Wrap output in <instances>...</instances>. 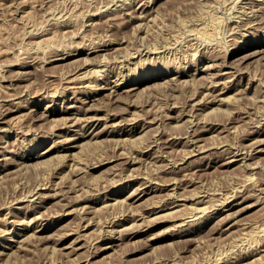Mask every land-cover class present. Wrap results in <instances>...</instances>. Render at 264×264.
Here are the masks:
<instances>
[{
	"label": "rangeland",
	"instance_id": "374dc122",
	"mask_svg": "<svg viewBox=\"0 0 264 264\" xmlns=\"http://www.w3.org/2000/svg\"><path fill=\"white\" fill-rule=\"evenodd\" d=\"M115 1H116V3H118L117 6L120 4L118 7H116ZM122 1H124V2H122ZM128 1L132 4H130ZM144 1H146V2L144 3ZM144 1L143 0H139V1L138 0H133V1L127 0V2H126V0H0V73H1L0 75L3 74V76H4V78H3V76H0V80H1V78H3V80H1V82H0L1 83L0 86L2 85L0 87V102L2 104L0 103V105H1V107L11 109L12 111L16 110L17 107H19L18 112H15V114H13L14 118L12 119L10 126L3 128L2 127L3 125L0 124V154H1L0 155V251L3 250L5 252H7L5 250L6 247L10 246V244L13 245L11 252L8 251L7 255H0V264H77V261H78V264H86V263L87 264H168V263L169 264H171V263H173V264H212L214 262H215L214 264H225V262H227L226 264H228V263L229 264H240V263L252 264L255 259H257V260H255L256 263L254 262L253 264H264V243L262 244V242H264V237H263L264 233L262 232V231H264V228H263L264 227V196H263L264 192H261L262 190L264 191V149H263V151H260V149L264 148V143L261 144L259 147H257L258 150L252 152L254 157L252 159H250L248 162H245V163H247V167H246L245 163H243V165H242V162L235 164L234 166H232V168L227 167V166H222V164L224 162H226L224 155L226 156L227 152L229 153L230 150H234V149H238V148L239 149L249 148L248 145L244 146V147H243V145H246L247 143L249 144L250 135L255 130H263L264 129V122H263L264 121V100H263L264 99L263 98L264 97V84H263L264 83V59L261 58L264 55V51H263L264 46L259 48V46L256 45V43H258L259 41H261L262 45L264 44V32H263V30H264V20L263 19L264 18H262V17H264L263 16L264 14H262L260 12H250L251 9L249 7L251 5H249V4H251L252 1H256V0H249L250 3L246 2L248 0H245V1L244 0H241V1L238 0V2L235 0H229V2H228V0H226V1L225 0L224 1L223 0H221V1L220 0L219 1L218 0H212L213 2L210 1V4L207 3V2H209V0H188L191 2L193 1V3H191V2L188 3L187 0H185V1H182V0L181 1L180 0L179 1H177V0H166V1L153 0V1H151L150 0V2H149V0H144ZM216 1H218V2H216ZM232 1H234V2H232ZM242 1H243V3H242ZM184 2H186L187 5H185ZM142 3L144 4V6L140 8V5H142ZM213 3H215V4L217 3L218 7H217V4L215 5ZM245 3H246V5H245ZM223 4L225 7L223 6ZM108 5H109V7H108ZM162 5H164V6L161 7ZM212 5H214V7ZM220 5L222 6L221 8H220ZM231 5L237 6L238 10L236 9L235 6H231ZM74 6H76V7H74ZM122 6L125 8H123ZM206 6H207V8L209 7V9H207ZM229 6L231 8H229ZM245 6H247L248 8ZM227 7H228V9H227ZM74 8H76V9H74ZM99 9H101V10H99ZM203 9L204 10L207 9L208 12L207 11L205 12ZM210 9L211 10L213 9L215 11L212 12ZM223 9H225L224 12H223ZM231 9H232V11H231ZM228 10L230 12H228ZM248 10H249V12H248ZM124 11L125 12L127 11L126 14ZM242 12H244V13H242ZM211 13H212V15H211ZM223 13H226L227 15L223 14ZM238 13H240V14H238ZM251 13H253L254 15H256V14L257 15L253 16V14L251 15ZM219 14H220V16H219ZM233 14H236L237 17H236V15H233ZM64 15H67V16L70 15L71 17L68 16V17H70V19H69ZM95 15L97 16V18ZM141 15L142 16L145 15V16L142 17ZM230 15H232V16H230ZM61 16H62V18L63 17L64 18L61 19ZM134 16H136V17H134ZM138 16L139 17L141 16V18H139ZM202 16H205L206 18L202 17ZM207 16H209V17H207ZM213 16H214V19L212 18ZM242 16L243 17L245 16V17L242 18ZM57 17H58V19H57ZM72 17L74 19H71ZM230 17H232L231 18L232 20L229 19ZM131 18H132V20H131ZM153 18H154V20H152ZM206 19L208 20L209 24L207 23ZM236 19H238V20H236ZM253 19L257 22H258V20H260L261 22L263 21L262 24H258L256 22V24H258V25H256L258 27L257 28L258 30L255 28L252 29L250 27H247L250 23H253V21H254ZM93 20L95 22L94 26H92L93 25L92 23H94ZM146 20L148 21L149 24L147 23ZM219 20L224 22V23L220 22ZM68 21H69V23H71V22L73 23V21H74V23L73 24L71 23L72 24L71 25L68 23ZM110 21H112V23ZM217 21H218V23H217ZM243 21H244V23H243ZM260 21H259V23H260ZM64 22H66V24H68V25H65ZM141 22H143V23H141ZM194 22H196V23H194ZM200 22H201V24H200ZM96 23H98V24H96ZM156 23H157V26L155 25ZM216 23H217V27H216ZM220 23H221L220 27L223 29H218V28H220L219 27ZM240 23H241V25H240ZM247 23H249V24H247ZM222 24H223V27H222ZM231 24H233V25L236 24V26L234 27ZM152 25H154L155 27L154 26L152 27ZM229 25H230V27H229ZM141 26L143 29H141ZM148 26H150V27H148ZM167 26H169V27H167ZM138 27H140V28H138ZM145 27H146V29H145ZM147 27H148V29H147ZM192 27H193V29H191ZM203 27H205V28H203ZM213 27L215 29L216 28L217 29L215 30V29H213ZM225 27L226 28L228 27L227 28L228 30ZM136 28H138L139 30ZM194 28H197L198 30L200 29L199 30L200 32ZM208 28H210V29H208ZM211 28H212V30H211ZM172 29L176 30L177 32L175 31V33H178V34H174V31ZM182 29H183L184 34L182 32ZM205 29L206 30L208 29L207 30L208 32L204 31ZM229 29H230V31H229ZM246 29H248V31ZM145 30H147V32H149V36H148V33L145 32ZM214 30H215V33H214ZM219 30H221V32ZM254 30H256V31H254ZM192 31H194L197 34H195ZM216 31H218V32H216ZM228 31L230 33H228ZM243 31L245 33L246 32L247 33L243 34ZM249 31H251V33ZM29 32H30V35L28 34ZM161 32H163V34L167 35V36H163V34ZM167 32H168V34H167ZM203 32H204V35H203ZM211 32H213V33H211ZM191 33H193V34H191ZM205 33L207 36L205 35ZM209 33H210V35H212V34H215V35H212V37H211L209 35ZM217 33H218V35H217ZM233 33H234V35H233ZM136 34L138 36H136ZM144 34H146V36ZM172 34L178 40L180 39V40H184V41L182 42L179 40V42H176L177 39L173 38L174 36ZM94 35H96V36H94ZM142 35L145 36L146 39H143ZM168 35H170V36H168ZM182 35L183 36L185 35L187 38L185 36L183 37ZM192 35H193V39H191ZM200 35H201V37L203 36L202 39H201V37H196V36H200ZM228 35L230 37H228ZM169 37H170V40L168 39ZM231 37H237V38L235 39V38H231ZM137 38H140V39L142 38L141 39L142 41L140 39H137ZM188 38H190V39H188ZM112 39H113V42H112ZM185 39H186V41H185ZM197 39H198V41H197ZM238 39L239 40L241 39V40L239 41ZM93 40H96V41H93ZM136 40H139V41H137V46H136ZM143 40H144V42H143ZM194 40H195V42H194ZM172 41L175 44H173ZM190 41H191L192 47L190 46ZM200 41H201V43H200ZM141 42H143V44ZM146 42H149V44ZM89 43L92 45L89 46ZM176 43H177L178 47L175 46ZM185 43L187 46L185 45ZM196 43L198 44V47H196L197 46ZM202 43H203V45L201 46ZM86 44H88V45H86ZM145 44L148 45V48L145 47L146 46ZM154 44H156V46H158L159 48L156 47ZM161 44H163V45H161ZM167 44L168 45L172 44L170 46L171 48ZM105 45H107V46L110 45V48H112V49H110L109 51L100 50V48H102ZM143 45H145V46L143 47ZM164 45H165V48H164ZM166 45L168 46V48H166L167 47ZM244 45H245V47H247L248 45H251L252 47L250 49L245 48L240 52L234 53V51H236L235 49H237L238 47L244 46ZM82 46L84 48H82ZM115 46H117V48ZM125 46H128V48H126ZM70 47H72V48H70ZM176 47L178 49H176ZM193 47H194V50H193ZM56 48H59L60 51ZM139 48L141 49V51ZM145 48L147 49V51ZM153 48H154V50H153ZM155 48H156V50H158L157 52L155 51ZM183 48H184V51H183ZM150 49L152 51H155V52L151 51V53H150ZM255 49H256V51H255ZM86 50L88 51V53L92 52V54L90 56H88L92 62H96L97 60L99 61V59L101 61L102 60L101 57H103L104 61L103 60H102L103 62L101 61L102 64L100 63L98 66L94 65L95 67L93 65H90V66H87L88 67L87 68L85 66V62H84L86 59V54L82 55V57L77 56L79 51H86ZM94 50H95V52H94ZM197 50L199 53L197 52ZM213 50H214V52H213ZM257 50L262 51V52H257ZM58 51L59 52L62 51L61 52L62 54H66V53L70 52V55H72L71 56L72 59H70L68 61L67 60H65V61L53 60L52 61V59L54 58L52 56L54 55V53L56 54V52L58 54L59 53ZM126 51H129L131 53H127V56H125L124 53H126ZM159 51L162 52L161 54H163L164 56L161 55ZM169 51H172V52H169ZM174 51H175V53H174ZM189 51H190V53H189ZM194 51H196V52H194ZM250 51L252 53L254 51V53H255L254 56H252L250 58L245 57L243 59L242 58L243 55H245V53H248L246 55H249L251 53ZM41 52H44V53H41ZM134 52L137 54L135 55ZM139 52H140V54H139ZM164 52H165V54H164ZM178 52H179V54H178ZM182 52H184V54H186L185 55L186 59L184 58V54ZM102 53H104V54L107 53V54H105L106 56H104V55H101ZM166 53H168V54H166ZM169 53H170V55H169ZM176 53L179 56H177ZM197 53L199 55H197ZM262 53H263V55H262ZM41 54L44 56H42ZM128 54H130V55H128ZM118 55H121V56H119L120 58L118 57ZM171 55H172V57H171ZM175 55H176V57H175ZM49 56L51 58H49ZM169 56H170V60L168 58ZM45 57L48 58L49 61H48V59H45ZM145 57H147L148 59L150 58L149 60H151V59L152 60L148 61V59ZM177 57H179L180 59H178ZM190 57H192V58H190ZM208 57H210L211 60H209ZM257 57H258V59H257ZM259 57H260V60H259ZM33 59H34V61H32ZM108 59L111 61H109ZM138 59H139V61H138ZM146 59H147V62L145 64ZM218 59H219V61H218ZM29 60H30V62H29ZM194 60L195 61L197 60V61L195 62ZM212 60H213V62H212ZM220 60L221 61L223 60V62L221 64L225 65V63L227 64L230 62L229 63L230 65L229 64H227L228 66L222 65V67H221ZM141 61L144 62V65H143V62H141ZM193 61L196 64H194ZM105 62H108V63L105 64ZM168 62H170V63H168ZM172 62H174V63H172ZM216 62H217V64H216ZM25 63H27V65ZM140 63H142V64H140ZM171 63L175 64V65H172ZM214 63L216 65L215 67H214ZM260 63H263V64H261L262 66L260 65ZM82 64L85 67L82 68L79 73H83L84 76L81 78L80 81L85 80L86 83L81 82L83 86L80 83V84H78V86L77 85L75 86V89H76V87H77V89L74 90L73 89L74 86L73 85H72L73 87L71 85L69 86V84L67 83V79L72 78V76L80 69ZM138 64H140V66ZM180 65H181V67H180ZM184 65H185V67H184ZM209 65H212L213 67L210 66V68H207V67H209ZM217 65H219L218 67L220 69H218ZM29 66H31V67H29ZM41 66H43V67L41 68ZM232 67H234V68H232ZM262 67H263V69H262ZM34 68H36V69H34ZM92 68H93V70H98L100 73L97 71H93ZM104 68H105V70H104ZM235 68H236V70H235ZM240 68H242L243 70L241 71ZM132 69H133V71H132ZM200 69H202L203 71ZM22 70L24 71V73L21 72ZM86 70H87V73H85ZM89 70L91 72L92 71L93 72L92 73L88 72ZM231 70H232V72H231ZM3 71H5V72H3ZM180 71L184 72V73H190V75L196 74L197 77H195V76H194L195 78L193 77L195 80L192 77L190 78V76L184 77L181 82L179 81L180 83L175 82L173 80L171 81V79L173 78V75L175 73H179ZM236 71H239V72H236ZM25 72H27V73L25 74ZM192 72H194V73H192ZM19 73L21 76L19 75ZM28 73H30V74H28ZM88 73H89V77H88ZM97 73H99L100 75L102 74L101 76L104 77V78H102L100 76L99 79H103V80H100L98 82V84H101V86L98 87L97 89L104 86V84L107 80L115 81L116 79H122V80L118 81V84L121 83L120 86H122V87L120 88V90L118 89V91L115 94H111V95H109L110 94L109 88L105 87L103 89H100V90H98L99 92H97L94 100H91L90 102L88 101L86 106L82 105L84 103L83 100L85 99L86 95H84V96L83 95H80V96L77 95V97L75 98L76 95L74 94V91H79V90H85V91L88 90L89 91V90H91V89H89V86L95 84V83H93V80H95L94 75H96ZM117 73H120V74H117ZM223 73H235V76L232 77V79H231L232 81H231L227 77L223 78L224 77V76H222ZM16 75H19V76H16ZM69 75H70V77H69ZM114 75H116V76H114ZM216 75H217V77H216ZM5 76L7 78H5ZM14 76H16V77L13 78ZM90 76H92L94 78H92ZM108 76H109V78H108ZM124 76H125V78H124ZM19 77L21 80L19 79ZM66 77H67V79H66ZM122 77L124 78V81H123ZM150 77H155V78H153L152 80L147 79ZM113 78H114V80H113ZM135 79H140V80L145 79V80H144V82H139L138 84L135 85L132 83L133 81L136 82ZM191 79H193V80H191ZM226 79H228L229 81ZM12 80H14V81H12ZM212 81L213 82L218 81L219 84L218 83L215 84V87L219 86V88L221 89L222 88L221 85L223 86L222 89H224V93H225L223 96L225 97V99L223 100L222 103H214L212 105L211 109H209V110L210 111L213 110V115L208 116L207 113L210 112L209 110H207L208 112L206 111V114H207L206 115L205 114L206 109H204V111H201V113L203 112L202 113L203 115H201L200 111L195 110L196 108L192 109L191 104H190L191 101H189V100H191L192 98L198 97L202 91L206 90V88L209 89V87H211V84L213 86L214 83ZM219 81H222V82H219ZM11 82H12V84H11ZM13 82H14V84H13ZM89 82H91V84ZM168 82H170V83H168ZM188 82H189V86H191V87L188 86ZM174 83L178 84L177 87H176V84H174ZM190 83H196V84L190 85ZM233 83L235 85H232ZM236 83L238 85H236ZM132 84L134 86H136L135 87L136 89L130 91L131 89L134 88ZM167 84H169V85L167 86ZM183 84H187V85L183 86ZM202 84L204 85V87H202L203 86ZM208 84H210V86ZM174 85H175V88H174ZM194 85L196 87H198V89H196V87ZM7 86H9V87H7ZM230 86H234V87H231L230 88L231 90H227L228 88H226V87H230ZM244 86L245 87L248 86V87L244 88ZM260 86L262 89L260 88ZM10 87H12V88H10ZM13 87L14 88L16 87V88L14 89ZM169 87H171L174 90V92H173V90L171 91V88L169 89ZM6 88H8V89H6ZM129 88H131V89L126 91V89H129ZM193 88H195V90H193ZM4 89H6V90H4ZM46 89H47V91H46ZM259 89H261L263 91H261ZM41 90L43 93L41 92ZM56 90H57V92H56ZM175 90H176V92H175ZM198 90H200V92ZM58 91H60L61 93L64 92L65 94L62 95ZM66 91L68 93H70V95L67 98L65 97V96H67ZM53 92H54V94H53ZM195 92L197 94H195ZM205 92H208V91H205ZM220 92H221V90H219L218 92L216 91L215 94L214 93L213 94L216 95V94H219ZM44 94H46V99L44 98L45 97ZM168 94H170V95L168 96ZM171 94L173 95V98H172ZM174 94H176V95L179 94V96L177 97ZM194 94H195V97H193ZM204 94L203 95L201 94V96L204 97ZM56 95H58V96H56ZM155 95L157 96V98L155 97ZM158 95L161 97H158ZM166 95H167V97H166ZM187 95H189V96H187ZM162 96L163 97L165 96L164 99ZM174 96H175V99L177 98L176 99L177 101L174 99ZM201 96L198 97V100L201 99ZM217 96L218 95H216L215 98ZM243 96L245 98H243ZM150 97L151 98L153 97L152 100ZM209 97L210 96L207 97L206 101H208ZM240 97H242V99ZM167 98H169V99H167ZM205 98L204 99L202 98L203 99L202 101H204ZM219 98H222V96H220ZM257 98H259L258 99L259 101L257 100ZM147 99H148V103H147ZM155 100L156 101L158 100V101L156 102ZM172 100H173V104L171 105L170 103H172L171 102ZM187 100H188V102H187ZM7 101H8V103H7ZM153 101H155V102H153ZM159 101H160V103H159ZM209 101H210V99H209ZM35 102L39 103L38 106H35V104H37ZM131 102H132V106L130 104ZM168 102H170V103H168ZM177 102L179 103L178 105H176ZM5 103L8 105H6ZM10 103H12V104H10ZM73 104H75V105H73ZM160 104H161V107H160ZM167 104H169V105H167ZM71 105L73 107L77 105L76 110H77V108H78V110H80L83 107H85L86 109H91L92 107H94L93 108L94 111L98 108L101 109L102 114H105V113L110 114V112L111 113L114 112V114L117 113V116H119V118L117 120L110 121L108 123H104L103 125H101L98 128V131L97 130L95 131L96 133L99 132V133H97L98 138L92 140L91 141L92 145H90L89 147L86 148L87 150L88 149L89 150L88 151L84 150V152L80 155L77 152V149L74 147L73 142H67L65 139H63V138H66L65 136H59L61 132L63 134L64 130L67 131V129H65L67 127L64 126L62 123L61 124L58 123L57 127L59 126L58 127L59 129L57 127L53 128L52 124L55 125L56 123L47 122V120H45L44 117H42V114L45 112L47 107H48V109H52V110L59 112L60 114L58 116L61 117V116H63L62 114H64L65 111L69 110V106H71ZM149 105L151 107L153 106V108H151ZM163 105L165 107H162ZM171 106H174V107L172 108ZM179 106H181V107H179ZM214 106L215 107L217 106L215 109L222 108L220 110L224 109V111L218 112L219 110L217 111V110L213 109ZM1 107H0V109H1ZM148 107H150V112H148L149 111ZM156 107L159 109L157 110ZM74 108H71V109H74ZM145 108H146V110H145ZM160 108L162 109V111H160V113H156L155 111L161 110ZM189 108H190V110H189ZM31 109H32V111L35 110L34 111L35 113H31V114L28 113V115L30 114V116H28L27 112L28 111L30 112ZM59 109H60V111H59ZM127 109H129V111ZM154 109H156V110H154ZM184 109H186L187 111ZM177 110H178V112H177ZM214 110L216 111L215 114L217 113L216 115L214 114ZM230 110H232L233 113ZM80 111H82V110H80ZM104 111H106V112H104ZM143 111L146 113H144ZM188 111H190V112H188ZM129 112H131V113H129ZM194 112L195 113L198 112V114L197 113L194 114ZM228 112H229V114H227ZM143 113H144V115H143ZM155 113L157 114V116ZM182 113L183 114L186 113V114L183 115ZM210 113H212V111ZM163 114H167V115L164 116ZM174 114H176V115H174ZM178 114L182 115V120H180V122H177L176 119L173 118V117L177 116ZM158 115L160 117L162 115V118H160ZM168 115L169 116L171 115V116L169 117ZM232 115H233V117H232ZM131 116L135 117L134 118L135 120L134 119L131 120L133 118V117L131 118ZM80 117H82V116H80ZM136 117H137V119H136ZM186 117H188V118L186 119ZM200 117H202L201 118L202 121L201 120L199 121ZM204 117L205 118L209 117V118H207L208 120H206V119L204 120ZM121 118H123V119L124 118H126V119L130 118L129 120H130V122L132 121V123H130L129 121L128 122L125 121V122H127V124H129L127 126V125H125V122H123V119H121ZM146 119L149 122L146 121ZM152 119L153 120L155 119V122ZM184 119L187 121H184L183 123H181V121H183ZM190 119H191V122L189 121ZM258 119H259V121H257ZM151 121H153V122H151ZM206 121H209L210 123L209 122L207 123ZM175 122L178 124H174ZM185 122L188 125H185V126L182 125V124H185ZM217 122H218V124H217ZM255 123H257V124H255ZM118 124H120V125H118ZM222 124H224V125H222ZM60 125H61V127H60ZM176 125H179L180 127L177 126V128H176ZM190 125H192V126H190ZM134 126L137 129L136 135H134L132 137L134 139H131V140L127 139L125 136V139L123 140L124 137L121 136L120 134L118 135V132L121 133L122 130L129 131L131 129V127H134ZM31 127H33V128H31ZM1 128H2V130H1ZM73 128L76 131H79L81 129V127L73 126V127H70L69 132L74 133V132H72V131H75ZM192 128L195 130H193ZM5 129H6V131H5ZM28 129H30V130H28ZM31 129H33L32 130L33 132L31 131ZM34 129H35V131H34ZM186 129H187V131H185ZM114 130H115V133H114ZM202 130H204V131H202ZM214 130H216V131H214ZM92 131H93V129L90 132H92ZM138 131H140V132H138ZM192 131H195L196 132L195 134H200L202 139H203V140L201 139L202 143L200 142L201 146L202 145L205 146V147H202L204 150H202V148H201L202 152L201 151L198 153L195 152V150H194L195 147H192L193 145H191V143H189L188 136L190 134L194 133ZM177 133L180 134L178 137H180V138L182 137V138L178 142L175 143V141L170 140V139H171L172 134H173L172 137H174V136L176 137ZM184 133H185V135H184ZM187 133H189V134H187ZM119 136L122 138V140L120 139ZM61 140H63V142ZM64 140H65V142H64ZM133 140L135 141V143L132 142L131 144H129ZM167 140H169V141H167ZM184 140H187V141H184ZM170 141H172L171 144H170ZM56 142H57V144H56ZM173 143H175V144H173ZM188 143L190 144V146ZM242 143H243V145H242ZM55 144L60 145V146L63 145L64 149H62V148L59 150L54 149L51 152L46 153V151H48V149L52 148ZM118 144L119 145L121 144V146H124L123 149ZM200 144H198V145H200ZM115 145L117 146V148ZM128 145H130V146L132 145V146L128 147ZM138 145L143 150H141L138 147ZM185 145L187 146V148ZM133 146H136V147H133ZM162 146H163V148H161ZM131 148H134L135 151L130 150ZM161 149L164 152L161 151ZM185 149H188L189 151H187ZM224 149L226 151H224ZM129 150H130V152H129ZM3 151H4V153H2ZM75 151L78 153L77 157L75 155L76 154ZM190 151L191 152L194 151L195 153L191 154V153H189ZM160 152H162V153H160ZM221 152H223V153H221ZM84 153H86V154H84ZM133 153H135L134 156H133ZM39 154H43V156H40ZM124 154H126V155H124ZM141 154H142V157H141ZM163 154H165V155H163ZM33 155H35V157ZM78 155H79V157L82 158V159H80L81 163H80V166H78V169H74V167L72 166L74 164L73 159L78 160L79 159ZM82 155H83V157H82ZM139 155H140V157H139ZM65 156H66V158L63 159V157H65ZM130 156H131V158H133V159L135 158V159L132 161ZM165 156H166V158H164ZM74 157H76V158H74ZM167 158H172V159H167ZM99 160L103 161L104 165H103L101 170L95 171V170H93V167L97 166L96 164H98ZM164 160L167 161V163H168L167 165H166V161H164ZM180 160H181V162H180ZM23 161L25 162V164H21V162H23ZM134 161H136V162H134ZM157 161H160V162H157ZM182 161H184V162H182ZM85 162H86V164H85ZM95 162H96V164H95ZM164 162H165V164H164ZM175 162H177V163L174 164ZM161 163H163V165ZM60 164H63V165H60ZM88 165L90 166V168H87V167H89ZM160 165L162 167L165 165L164 169ZM168 165H169V167H168ZM249 165H252V166H249ZM243 166L246 168H244ZM157 168H159V169H157ZM156 169L160 170V171H156ZM172 169H175V171ZM80 170H82V171H80ZM153 171H155V172H153ZM164 171L165 172L168 171V173L167 172L165 173ZM253 171H254L253 174H255V175L251 174ZM172 172L174 174H172ZM129 173H130V175L132 173L131 177H129V175H128ZM133 173H135V174H133ZM152 173L155 175L156 174L157 175L159 174V175L155 176V175H152ZM138 175H140V177H138ZM147 175H148V177L151 178V179L149 178L150 181H148ZM249 175H251V176H249ZM125 176L129 177V178L125 179ZM136 176H137V180H136ZM250 177H252V180L250 179ZM139 178H140L141 182L139 181ZM153 178H154V180L156 179L155 180L156 182H154V180H152ZM244 178H245V180H248V181L251 180V181L250 182H248V181L244 182L245 181ZM157 179L158 180L160 179V180L158 181ZM130 180L133 181L135 186H131V187L128 186L127 188H124V186H126V184L129 183L128 181H130ZM176 180H177V182H176ZM254 181H256L257 183ZM147 182H149L148 185H150V184L152 186L154 185L153 188L156 187L151 195L146 196L141 200H137L138 197H135L133 199L129 198V197H131L130 195L132 194V191L134 190L133 188H135L139 185L147 184ZM150 182H152V183H150ZM157 182H158V184H156ZM252 182H253V184H252ZM138 183H139V185H138ZM172 183L173 184L176 183V184L173 185ZM247 183H250L251 185H255V184L256 185L251 186L250 184H248V186H249L248 187V186H246ZM242 184H245V186ZM38 185L41 188V191L39 190L40 188L37 187ZM50 185H52L53 190L47 189L48 186H50ZM161 185H162V187H161ZM236 185H238V186H236ZM239 185H241V186L239 187ZM256 186H258V187H256ZM170 187H172V188L170 189ZM236 187L237 188L239 187L238 189H240V188L241 189L244 188V189L238 191V189ZM34 189L36 192L34 191ZM65 189H66V191H65ZM61 190H62V192H61ZM254 190H256L257 192H255ZM54 191L58 194H55ZM31 192H32V194H31ZM38 192L39 193L42 192V194H45L46 196H48V195H50V196L56 195V196L52 199L48 198L47 200H45V203H43L44 200L38 197L39 196ZM65 192H67V193H65ZM118 192H120L119 193L120 194L119 197L121 200L120 203L118 202L116 205L114 204V207L113 206H110V208L107 207L106 208L107 210L104 209L105 211L103 210L102 214H101L102 211L99 213L96 212V214L98 213L96 216V214L94 213L95 211L94 212L92 211L93 213H91L87 216L89 218L86 217L87 221H89L88 219L91 218L90 222L93 221V225L91 226L92 228L90 227V229H89L90 233H87V235H85L83 237V240L81 241L80 245H78V246L83 245V248H81L78 251H70L69 252L68 248H66V247L68 246L70 241H72V239H74V237H75L73 235L69 236V234L72 233L71 230H74V233H76V232L78 233L81 229L80 227H82L81 225L83 223L86 224V219H84V220L81 219L82 215L79 214L78 212L75 214H72L70 216H66V214L69 212V210L73 209V208H71V209H68V211H67V206L71 205L72 203L74 204L76 202L77 198L82 199L83 198L82 196H84L86 199H90V198L91 199H96V198L99 199V197L100 198H102V197L105 198L106 196H107L106 198H108L110 196L113 197L114 196L113 194L118 193ZM225 192H227L231 195H228ZM231 192H233V194ZM234 192L237 195L239 193V195L235 196L236 194ZM29 193H30V195H28ZM59 193H62V195L61 194L59 195ZM63 193H64V195H63ZM35 194L37 196H35ZM224 194H225V196H223ZM226 194L229 197H227ZM257 194H260V195L257 196ZM26 195H27V197H26ZM57 195H59V196H57ZM168 195L170 197H168ZM232 195H233V199H232ZM207 196L209 197V201L205 200V202H202V201H204V199H208ZM218 196H220V197H218ZM68 197L72 202L68 199ZM176 197H177V199H176ZM186 197H187V199H185ZM223 197H225V198L227 197L226 200ZM259 197H261V198H259ZM21 198H23V199H21ZM24 198H26V199H24ZM62 198H63V200H62ZM18 199H21V201L20 200L18 201ZM199 199H201V200L199 201ZM228 199H229V201H227ZM66 200L68 201L69 205H68V203H66ZM159 200H161V201H159ZM154 201L155 202L159 201V203L163 206L166 204L165 205L166 207H163V209H165L164 212L168 213V214L171 211V210L169 211L168 208H171L172 205H174L173 203L176 202L177 205H178V202L181 203L176 208V211L179 212L178 215H181V216L184 215L183 218H185V215H187L186 216V218H188L187 223L189 222L191 224V222H193L192 225H190L189 223L187 224L185 222L183 224L184 227L179 226L178 224L176 226L174 223H178V221H174V219H171V217L173 215L170 217H169V215L168 216H162V217L160 216L159 219L156 218L157 220H159V221H155L157 223H155V222L153 223L152 221H150L151 223L149 225V221H148V218L146 216H149L147 213L150 214L151 209H149L148 206L151 207V205H149V204L154 203ZM166 201H169V202H166ZM63 202H65L66 204ZM193 202H195V203H193ZM34 203H36V204H34ZM40 203H41V206H39V207L36 206V205H39ZM61 204L62 205L64 204L65 206L64 205L62 206ZM195 204H196L197 209H196V207H194ZM228 204L236 205L232 210L228 211L231 214L233 213L232 214L233 216H236L233 221L237 220L235 226L232 228L233 230L231 229L232 231L227 230V229H229L230 226L235 222L231 221L232 224H231V222L225 223L223 225L221 224V223H223L222 221H223L224 217L226 215L230 214L228 212H225L226 209L224 206L228 205ZM180 205L184 206V207H180ZM33 206H36V207H33ZM185 207L186 208L188 207V208L186 209ZM209 207H210V209H209ZM181 208L184 210V212ZM206 208H207V210L204 211ZM91 210H93V209H91ZM186 210L188 212H186ZM218 210H219V212H218ZM145 211H147V212H145ZM196 211H198V212H196ZM127 212L130 214H127ZM178 212H176L174 214V216ZM180 212H181V214H180ZM192 212H193V214H192ZM63 213L65 214V216ZM196 213H197L198 217L196 216ZM204 213H206V214H204ZM8 214H11V215H8ZM100 214H101V216H100V219L98 220ZM39 215L43 216L44 224L45 223L50 224V227L46 231H42V230H40V228L34 227V226H36V224L34 223V218L37 216L40 218ZM127 215H129V216H127ZM141 215H142V217L140 218ZM160 215H161V213H160ZM114 216H115V219L113 220ZM116 216H117V219H116ZM120 217H122V218H120ZM189 217H190V219H189ZM45 218H46V221H45ZM168 218H170V220ZM32 219H33V221H30ZM94 219H96L97 221ZM124 219H126L125 222H123ZM101 220L103 222H98ZM105 220H107V221L105 222ZM39 221L42 222L41 220H39ZM108 221H110V222H108ZM117 221L122 222L123 224L127 222L125 224L127 226H124V227H128V228H130V226H131L130 224L133 223L132 225H134V222L137 223L138 221L139 222L144 221L143 223H146L144 225H148V226L141 229L142 232H140L136 236L132 235L131 233H133V231L137 230L138 227H134V230L131 228V230H132L131 232L127 231L128 228H126L127 229L126 230L125 228L121 229L123 227H119L118 229H115L116 233H114V235H113L111 231L113 229L114 224L119 223ZM115 222H117V223H115ZM139 222H138V224H139ZM96 223H98V226ZM100 223H103L104 225L100 224ZM85 224H83V225H85ZM109 224H110V226H108ZM26 225L28 227L31 226L30 228L34 227L33 229H31L32 231L30 230L29 232H27V234L32 233L34 237L31 236L28 238V240L23 242L22 238L24 239L25 237H22V235L25 232V226ZM99 225H100V227L104 226V228H100ZM243 226H244V228H242ZM105 227H106V229H105ZM98 228L102 232L100 230H98ZM107 228H109L111 231H109V229H107ZM239 228H241L243 233L246 231L247 235H246V233L242 234V231H239ZM34 229H35V231H34ZM119 229H121L123 231L121 234L119 233V231H120ZM76 230H78V231H76ZM143 230H144V232H143ZM6 231H8V233ZM67 231L69 234L67 233ZM124 231H125V233H124ZM228 232H230V233L227 234ZM252 232L253 233L255 232V233L253 234ZM261 232L263 234H260ZM118 233L120 234V236ZM238 233H239L240 237H239ZM37 234H39L38 237H37ZM112 235L115 237L114 240L116 241L117 244L113 249L109 250L110 252L108 251L107 254L106 253L104 254L103 252H101V249L104 246H106L107 244H109V241H110L109 238H111ZM251 235H253V236H251ZM255 235H257L258 237ZM27 236H30V235H27ZM121 236H123V237H121ZM236 237L237 238L239 237L240 239H237ZM255 237H257V238H255ZM241 238H242L243 242H242ZM245 238L247 240H245ZM249 238L251 239V241ZM10 239H13V241H10ZM254 239H255V241H254ZM256 239H257V241H256ZM258 239L260 240V242ZM18 241H20V242H18ZM250 244L253 246H251ZM18 246H22V247L24 246L23 247L24 249L23 248L19 249ZM244 246H246V247H244ZM239 248H240V250H239ZM242 248H243V250L241 251ZM244 248H245V250H244ZM254 248H255V251H254ZM246 249H248V252L246 251ZM69 250H71V249H69ZM9 252H10V254H9ZM232 252L233 253L235 252V254H233ZM236 252H237V254H236ZM245 253H246V255H245ZM241 255H242V257H241ZM222 256H224L225 258ZM226 257H228L229 260ZM234 257H235V260H234ZM253 257H255V258H253ZM246 258H248V259H246ZM218 259L221 261L219 262ZM225 259H227V260H225ZM74 260H76V261H74ZM166 262H168V263H166Z\"/></svg>",
	"mask_w": 264,
	"mask_h": 264
},
{
	"label": "bare ground",
	"instance_id": "6f19581e",
	"mask_svg": "<svg viewBox=\"0 0 264 264\" xmlns=\"http://www.w3.org/2000/svg\"><path fill=\"white\" fill-rule=\"evenodd\" d=\"M132 1H133V0H132ZM138 1H139V0H138ZM143 1H144V0H143ZM151 1H153V0H151ZM163 1H166V0H163ZM177 1H179V0H177ZM180 1H181V0H180ZM182 1H185V0H182ZM210 1H212V0H209V2H207V3L210 4ZM218 1H219V0H218ZM218 1H216V2H218ZM220 1H221V0H220ZM223 1H224V0H223ZM225 1H226V0H225ZM235 1L238 2V0H235ZM239 1H241V0H239ZM244 1H245V0H244ZM120 2H121V1H120ZM122 2H124V1H122ZM126 2H127V0H126ZM128 2H129V1H128ZM134 2H135V1H134ZM145 2H146V1H144V3H145ZM149 2H150V0H149ZM154 2H155V1H154ZM159 2H160V1H159ZM161 2H162V1H161ZM187 2L190 3L191 1H188V0H187ZM212 2H213V1H212ZM214 2H215V1H214ZM228 2H229V0H228ZM230 2H231V1H230ZM232 2H234V1H232ZM246 2H249V0L246 1ZM129 3H130V2H129ZM139 3H140V2H139ZM162 3H163V2H162ZM191 3H193V1H192ZM221 3H222V2H221ZM226 3H227V2H226ZM235 3H236V2H235ZM235 3H234V4H235ZM242 3H243V1H242ZM249 3H250V2H249ZM117 4H118V3H116V1H115V5H116V7H118V6L120 5V4H119V5L117 6ZM122 4H123V3H122ZM130 4H132V3H130ZM130 4H129V5H130ZM149 4H150V3H149ZM184 4L187 5L186 2H184ZM201 4H202V3H201ZM205 4H206V3H205ZM213 4H215V3H213ZM216 4H217V3H216ZM216 4H215V5H216ZM219 4H220V3H219ZM230 4H231V3H230ZM230 4H229V5H230ZM115 5H114V6H115ZM124 5H125V4H124ZM146 5H147V4H146ZM188 5H189V4H188ZM206 5H207V4H206ZM221 5H222V4H221ZM221 5H220V8L222 7ZM245 5H246V3H245ZM249 5H251V6L249 7V8L251 9L250 12H260V13L264 14V0H256V1H252L251 4H249ZM104 6H105V5H104ZM114 6H113V7H114ZM143 6H144V4L142 3V5H140V8L143 7ZM163 6H164V5H162L161 7H163ZM208 6H209V5H208ZM210 6H211V5H210ZM212 6L214 7V5H212ZM223 6H224V4H223ZM231 6H235V5H231ZM247 6H248V5H247ZM247 6H245V7H247ZM74 7H76V6H74ZM108 7H109V5H108ZM110 7H111V6H110ZM120 7H121V6H120ZM120 7H119V8H120ZM122 7H123V6H122ZM217 7H218V4H217ZM224 7H225V6H224ZM235 7H236V9H237V6H235ZM235 7H234V8H235ZM123 8H125V7H123ZM130 8H131V7H130ZM150 8H151V7H150ZM206 8H207V6H206ZM229 8H231V7L229 6ZM234 8H233V9H234ZM239 8H240V7H239ZM247 8H248V7H247ZM74 9H76V8H74ZM102 9H103V8H102ZM107 9H108V8H107ZM109 9H110V8H109ZM117 9H118V8H117ZM138 9H139V8H138ZM207 9H209V7H208ZM207 9H206V10L203 9V10L206 12ZM217 9H218V8H217ZM227 9H228V7H227ZM99 10H101V9H99ZM118 10H119V9H118ZM123 10H124V9H123ZM123 10H122V11H123ZM210 10H211V9H210ZM224 10H225V9H223V12H224ZM229 10H230V9H229ZM229 10H228V12H230ZM237 10H238V9H237ZM239 10H240V9H239ZM244 10H245V9H244ZM259 10H260V11H259ZM106 11H107V10H106ZM109 11H110V10H109ZM120 11H121V10H120ZM148 11H149V10H148ZM211 11L213 12V11H215V10L212 9ZM211 11H210V12H211ZM218 11H219V10H218ZM231 11H232V9H231ZM72 12H73V11H72ZM97 12H98V11H97ZM97 12H96V13H97ZM107 12H108V11H107ZM110 12H111V11H110ZM118 12H119V11H118ZM124 12H125V11H124ZM126 12H127V11H126ZM126 12H125V14H126ZM207 12H208V11H207ZM235 12H236V11H235ZM248 12H249V10H248ZM128 13H129V12H128ZM202 13H203V12H202ZM242 13H244V12H242ZM242 13H241V14H242ZM72 14H73V13H72ZM102 14H103V13H102ZM125 14H124V15H125ZM142 14H143V13H142ZM208 14H209V13H208ZM223 14H226V13H223ZM238 14H240V13H238ZM252 14H253V13H251V15H252ZM255 14H256V13H255ZM262 14H261V15H262ZM74 15H75V14H74ZM85 15H86V14H85ZM85 15H84V16H85ZM96 15H97V14H96ZM96 15H95V16H96ZM205 15H206V14H205ZM211 15H212V13H211ZM221 15H222V14H221ZM226 15H227V14H226ZM233 15H236V14H233ZM244 15H245V14H244ZM256 15H257V14H256ZM256 15L253 14V16H256ZM64 16H66V17L69 18V19H70V17H71L70 15H68V16H70V17H68L67 15H64ZM84 16H83V17H84ZM90 16H91V15H90ZM141 16H142V15H141ZM141 16H140V17L138 16V17L141 18ZM144 16H145V15H144ZM144 16H142V17H144ZM156 16H157V15H156ZM209 16H210V15H209ZM209 16H207V17H209ZM219 16H220V14H219ZM219 16H218V17H219ZM230 16H232V15H230ZM238 16H239V15H238ZM248 16H249V15H248ZM263 16H264V15H263ZM93 17H94V16H93ZM134 17H136V16H134ZM138 17H137V18H138ZM202 17H205V16H202ZM210 17H211V16H210ZM218 17H217V18H218ZM225 17H226V16H225ZM228 17H229V16H228ZM228 17H227V18H228ZM234 17H235V16H234ZM236 17H237V15H236ZM236 17H235V18H236ZM239 17H240V16H239ZM244 17H245V16H244ZM244 17L242 16V18H244ZM257 17H258V16H257ZM261 17H262V16H261ZM63 18H64V17H63ZM63 18H62V16H61V19H63ZM96 18H97V16H96ZM132 18H133V17H132ZM132 18H131V20H132ZM150 18H151V17H150ZM205 18H206V17H205ZM205 18H204V19H205ZM212 18L214 19V16H213ZM221 18H222V17H221ZM231 18H232V17H230L229 19H231ZM248 18H249V17H248ZM255 18H256V17H255ZM255 18H254V19H255ZM259 18H260V17H259ZM259 18H258V19H259ZM262 18H264V17H262ZM57 19H58V17H57ZM69 19H68V20H69ZM71 19H74V18L72 17ZM83 19H84V18H83ZM93 19H94V18H93ZM134 19H135V18H134ZM142 19H143V18H142ZM145 19H146V18H145ZM156 19H157V18H156ZM213 19H212V20H213ZM222 19H223V18H222ZM239 19H240V18H239ZM249 19H250V18H249ZM254 19H253V20H254ZM258 19H257V20H258ZM94 20H95V19H94ZM94 20H93V22H94ZM99 20H100V19H99ZM99 20H98V21H99ZM140 20H141V19H140ZM152 20H154V18H153ZM198 20H199V19H198ZM206 20H207V19H206ZM217 20H218V19H217ZM225 20H226V19H225ZM231 20H232V19H231ZM236 20H238V19H236ZM247 20H248V19H247ZM263 20H264V19H263ZM143 21H144V20H143ZM146 21H147V20H146ZM203 21H204V20H203ZM203 21H202V22H203ZM219 21H220V20H219ZM240 21H241V20H240ZM259 21H260V20H258V22L254 20L253 23H250V24L247 23V24H249L247 27H250V28H252V29H253V28L257 29L258 27H257L256 25H258V24H262V22H263V21H262V22L260 21V23H259ZM66 22H67V21H66ZM66 22H64L65 25H68V24H66ZM90 22H91V21H90ZM110 22L112 23V21H110ZM198 22H199V21H198ZM204 22H205V21H204ZM211 22H212V21H211ZM220 22H222V21H220ZM235 22H236V21H235ZM247 22H248V21H247ZM256 22H257L258 24H256ZM59 23H60V22H59ZM64 23H63V24H64ZM68 23H69V21H68ZM71 23H72V22H71ZM71 23H69V24H71ZM73 23H74V21H73ZM73 23H72V24H73ZM141 23H143V22H141ZM145 23H146V22H145ZM147 23H148V21H147ZM152 23H153V22H152ZM154 23H155V22H154ZM194 23H196V22H194ZM207 23H208V20H207ZM217 23H218V21H217ZM217 23H216V27H217ZM222 23H224V22H222ZM238 23H239V22H238ZM243 23H244V21H243ZM72 24H71V25H72ZM92 24H93V25H92ZM92 24H91V25L94 26V25H95V22L92 23ZM96 24H98V23H96ZM148 24H149V23H148ZM158 24H159V23H158ZM200 24H201V22H200ZM208 24H209V23H208ZM212 24H213V23H212ZM65 25H64V26H65ZM89 25H90V24H89ZM110 25H111V24H110ZM110 25H109V26H110ZM146 25H147V24H146ZM155 25L157 26V23H156ZM192 25H193V24H192ZM192 25H191V26H192ZM197 25H198V24H197ZM203 25H204V24H203ZM231 25L234 26V27L236 26V24H235V25L231 24ZM240 25H241V23H240ZM153 26H154V25H152V27H153ZM191 26H190V27H191ZM194 26H195V25H194ZM201 26H202V25H201ZM205 26H206V25H205ZM208 26H209V25H208ZM213 26H214V25H213ZM220 26H221V23H220L219 27H220ZM227 26H228V25H227ZM262 26H263V25H262ZM148 27H150V26H148ZM148 27H147V29H148ZM154 27H155V26H154ZM167 27H169V26H167ZM190 27H189V28H190ZM199 27H200V26H199ZM206 27H207V26H206ZM214 27H215V26H214ZM214 27H213V29H215ZM222 27H223V24H222ZM229 27H230V25H229ZM234 27H233V28H234ZM240 27H241V26H240ZM138 28H140V27H138ZM138 28H136V29H138ZM184 28H185V27H184ZM201 28H202V27H201ZM203 28H205V27H203ZM225 28H226V27H225ZM227 28H228V27H227ZM227 28H226V29H227ZM233 28H232V29H233ZM242 28H243V27H242ZM141 29H143L142 26H141ZM145 29H146V27H145ZM149 29H150V28H149ZM152 29H153V28H152ZM162 29H163V28H162ZM162 29H161V30H162ZM168 29H169V28H168ZM168 29H167V30H168ZM186 29H187V28H186ZM186 29H185V30H186ZM191 29H193V27H192ZM194 29H197V28H194ZM208 29H210V28H208ZM208 29H207V30H208ZM216 29H217V28H216ZM216 29H215V30H216ZM218 29H223V28L220 27V28H218ZM261 29H262V28H261ZM261 29H260V30H261ZM138 30H139V29H138ZM163 30H164V29H163ZM172 30H173V29H172ZM177 30H178V29H177ZM197 30H198V29H197ZM199 30H200V29H199ZM199 30H198V31H199ZM202 30H203V29H202ZM202 30H201V31H202ZM207 30L205 29L204 31H207ZM211 30H212V28H211ZM211 30H210V31H211ZM215 30H214V33H215ZM227 30H228V29H227ZM233 30H234V29H233ZM235 30H236V29H235ZM237 30H238V29H237ZM239 30H240V29H239ZM246 30L248 31V29H246ZM257 30H258V29H257ZM142 31H143V30H142ZM148 31H149V30H148ZM173 31H174V34H178V33H175L176 30H173ZM179 31H180V30H179ZM189 31H190V30H189ZM189 31H188V32H189ZM210 31H209V32H210ZM219 31L221 32V30H219ZM225 31H226V30H225ZM225 31H224V32H225ZM229 31H230V29H229ZM229 31H228V33H230ZM254 31H256V30H254ZM254 31H253V32H254ZM138 32H139V31H138ZM145 32H147V30H145ZM168 32H169V31H168ZM168 32H167V34H168ZM176 32H177V31H176ZM182 32H183V29H182ZM188 32H187V33H188ZM192 32H194V31H192ZM199 32H200V31H199ZM207 32H208V31H207ZM216 32H218V31H216ZM231 32H232V31H231ZM236 32H237V31H236ZM249 32L251 33V31H249ZM263 32H264V30H263ZM40 33H41V32H40ZM147 33H148V36H149V32H147ZM161 33L163 34V32H161ZM180 33H181V32H180ZM194 33H195V32H194ZM211 33H213V32H211ZM225 33H226V32H225ZM228 33H227V34H228ZM244 33H245V32L243 31V34H244ZM246 33H247V32H246ZM246 33H245V34H246ZM254 33H255V32H254ZM28 34L30 35V32H29ZM181 34H182V33H181ZM183 34H184V32H183ZM189 34H190V33H189ZM191 34H193V33H191ZM195 34H197V33H195ZM200 34H201V33H200ZM239 34H240V33H239ZM76 35H77V34H76ZM139 35H140V34H139ZM144 35L146 36V34H144ZM172 35H173V34H172ZM179 35H180V34H179ZM187 35H188V34H187ZM203 35H204V32H203ZM205 35H206V33H205ZM209 35H210V33H209ZM209 35H208V36H209ZM212 35H215V34H212ZM212 35H210V36L212 37ZM217 35H218V33H217ZM217 35H216V36H217ZM225 35H226V34H225ZM230 35H231V34H230ZM233 35H234V33H233ZM43 36H44V35H43ZM77 36H78V35H77ZM94 36H96V35H94ZM136 36H138V35L136 34ZM145 36L142 35L143 39H146ZM163 36H167V35H164V34H163ZM168 36H170V35H168ZM173 36H174V35H173ZM173 36H172V37H173ZM180 36H181V35H180ZM182 36H183V35H182ZM184 36H185V35H184ZM184 36H183V37H184ZM206 36H207V35H206ZM231 36H232V35H231ZM244 36H245V35H244ZM247 36H248V35H247ZM74 37H75V36H74ZM101 37H102V36H101ZM103 37H104V36H103ZM144 37H145V38H144ZM183 37H182V38H183ZM185 37H186V36H185ZM196 37H201V35H200V36H196ZM211 37H210V38H211ZM228 37H230V36L228 35ZM165 38H166V37H165ZM173 38H175V36H174ZM182 38H181V39H182ZM186 38H187V37H186ZM202 38H203V36L201 37V39H202ZM205 38H206V37H205ZM210 38H209V39H210ZM225 38H226V37H225ZM231 38H235V39H236L237 37H231ZM241 38H242V37H241ZM94 39H95V38H94ZM137 39H140V38H137ZM141 39H142V38H141ZM141 39H140V40H141ZM168 39L170 40V37H169ZM175 39H177V38H175ZM175 39H174V40H175ZM188 39H190V38H188ZM191 39H193V35L191 36ZM206 39H207V38H206ZM206 39H205V40H206ZM253 39H254V38H253ZM255 39H256V38H255ZM102 40H103V39H102ZM105 40H106V39H105ZM116 40H117V39H116ZM116 40H115V41H116ZM171 40H172V39H171ZM177 40H178V39H177ZM177 40H176V42H179L180 39H179L178 41H177ZM195 40H196V39H195ZM195 40H194V42H195ZM238 40H239V39H238ZM238 40H237V41H238ZM240 40H241V39H240ZM240 40H239V41H240ZM244 40H245V39H244ZM90 41H91V40H90ZM93 41H96V40H93ZM100 41H101V40H100ZM103 41H104V40H103ZM107 41H108V40H107ZM118 41H119V40H118ZM137 41H139V40H136V46H137ZM141 41H142V40H141ZM180 41L183 42L184 40H180ZM185 41H186V39H185ZM197 41H198V39H197ZM201 41H202V40H201ZM201 41H200V43H201ZM234 41H235V40H234ZM237 41H236V42H237ZM97 42H98V41H97ZM112 42H113V39H112ZM126 42H127V41H126ZM143 42H144V40H143ZM143 42H141V43L143 44ZM169 42H170V41H169ZM182 42H181V43H182ZM84 43H85V42H84ZM84 43H83V44H84ZM93 43H94V42H93ZM110 43H111V42H110ZM127 43H128V42H127ZM138 43H139V42H138ZM146 43L149 44V42H146ZM172 43H173V41H172ZM200 43H199V44H200ZM237 43H238V42H237ZM237 43H236V44H237ZM97 44H98V43H97ZM103 44H104V43H103ZM105 44H106V43H105ZM120 44H121V43H120ZM158 44H159V43H158ZM164 44H165V43H164ZM173 44H175V43H173ZM193 44H194V43H193ZM196 44H197V43H196ZM232 44H233V43H232ZM234 44H235V43H234ZM253 44H254V43H253ZM86 45H88V44H86ZM91 45H92V44L89 43V46H91ZM93 45H94V44H93ZM99 45H100V44H99ZM116 45H117V44H116ZM130 45H131V44H130ZM139 45H140V44H139ZM145 45H146V44H145ZM145 45H143V47H144ZM154 45L156 46V44H154ZM161 45H163V44H161ZM167 45H168V44H167ZM167 45H166V46H167ZM171 45H172V44H170V45H168V46L170 47ZM178 45H179V44H178ZM185 45H186V43H185ZM191 45H192V44H191V41H190V46H191ZM202 45H203V43L201 44V46H202ZM256 45L259 46V48L264 46V44L262 45L261 41H259L258 43H256ZM131 46H132V45H131ZM131 46H130V47H131ZM149 46H150V45H149ZM168 46H167L166 48H168ZM175 46H177V43H176ZM186 46H187V45H186ZM195 46H196V45H195ZM233 46H234V45H233ZM253 46H254V45H253ZM94 47H95V46H94ZM94 47H93V48H94ZM96 47H97V46H96ZM115 47L117 48V46H115ZM125 47L128 48V46H125ZM134 47H135V46H134ZM145 47L148 48V45H146ZM156 47H158V46H156ZM162 47H163V46H162ZM177 47H178V46H177ZM177 47H176V49H178ZM179 47H180V46H179ZM191 47H192V46H191ZM196 47H198V44H197ZM208 47H209V46H208ZM251 47H252L251 45H248L247 47H245V45H244V46H241V47H238V48L236 47L237 49H235L236 51H234V53H235V52H236V53H237V52H240V51H242V50L245 49V48H247V49L249 48V49H250ZM70 48H72V47H70ZM78 48H79V47H78ZM82 48H84V47L82 46ZM86 48H87V47H86ZM118 48H119V47H118ZM146 48H145V49H146ZM149 48H150V47H149ZM158 48H159V47H158ZM164 48H165V45H164ZM164 48H163V49H164ZM170 48H171V47H170ZM173 48H174V47H173ZM181 48H182V47H181ZM187 48H188V47H187ZM199 48H200V47H199ZM201 48H202V47H201ZM205 48H206V47H205ZM56 49L59 50V48H56ZM67 49H68V48H67ZM79 49H80V48H79ZM98 49H99V48H98ZM110 49H112V48H110V45H108V46L105 45V46H103L102 48H100V50H102V51H109ZM119 49H120V48H119ZM132 49H133V48H132ZM139 49H140V48H139ZM161 49H162V48H161ZM161 49H160V50H161ZM174 49H175V48H174ZM185 49H186V48H185ZM189 49H190V48H189ZM197 49H198V48H197ZM203 49H204V48H203ZM253 49H254V48H253ZM261 49H262V48H261ZM62 50H63V49H62ZM65 50H66V49H65ZM73 50H74V49H73ZM76 50H77V49H76ZM116 50H117V49H116ZM134 50H135V49H134ZM153 50H154V48H153ZM165 50H166V49H165ZM167 50H168V49H167ZM181 50H182V49H181ZM193 50H194V47H193ZM195 50H196V49H195ZM37 51H38V50H37ZM52 51H53V50H52ZM59 51H60V50H59ZM59 51H58V52H59ZM71 51H72V50H71ZM86 51H87V50H86ZM86 51H79V52H78V55H77V56L82 57V55L86 54V59L84 58V59H85L84 62H85V66H86V67H87V66H90V65L98 66V65L101 63V61L103 60V57H101L102 60L100 61V59H99L100 62H99L98 60H97L98 62H97V61H96V62H92V61L90 60V58L88 57V56H90V55L92 54V52L88 53V51H87V52H86ZM129 51H130V50H129ZM129 51H126V53H124L125 56H127V53H131V52H129ZM138 51H139V50H138ZM138 51H137V52H138ZM140 51H141V49H140ZM144 51H145V50H144ZM146 51H147V49H146ZM151 51H152V50L150 49V53H151ZM155 51L157 52L158 50H156V48H155ZM155 51H152V52H155ZM172 51H173V50H172ZM172 51H169V52H172ZM179 51H180V50H179ZM183 51H184V48H183ZM190 51H191V50H190ZM190 51H189V53H190ZM209 51H210V50H209ZM255 51H256V49H255ZM263 51H264V50H263ZM35 52H36V51H35ZM44 52H45V51H44ZM44 52H41V53H44ZM61 52H62V51H61ZM61 52H59L58 54H57V52H56V54L54 53V55L52 56V57H54V58L52 59V61H53V60H59V61H60V60H63V61L67 60V61H68V60L72 59V57H71L72 55H70V52H69V53H66V54H62ZM66 52H67V51H66ZM94 52H95V50H94ZM132 52H133V51H132ZM159 52H160V51H159ZM159 52H158V53H159ZM187 52H188V51H187ZM187 52H186V53H187ZM194 52H196V51H194ZM194 52H193V53H194ZM197 52H198V50H197ZM213 52H214V50H213ZM250 52H251V51H250ZM257 52H262V51H258V50H257ZM49 53H50V52H49ZM73 53H74V52H73ZM134 53H135V52H134ZM141 53H142V52H141ZM147 53H148V52H147ZM161 53H162V52H160V54H161ZM174 53H175V51H174ZM182 53L184 54V52H182ZM198 53H199V52H198ZM198 53H197V55H199ZM45 54H46V53H45ZM47 54H48V53H47ZM105 54H107V53H105ZM105 54L102 53L101 55L106 56ZM122 54H123V53H122ZM136 54H137V53H135V55H136ZM139 54H140V52H139ZM143 54H144V53H143ZM164 54H165V52H164ZM166 54H168V53H166ZM176 54H177V53H176ZM178 54H179V52H178ZM178 54H177V56H179ZM180 54H181V53H180ZM246 54H248V53H245V55H243V57H242L243 59H244L245 57H246V58H247V57L250 58V57L254 56L255 53H254V51H253V53L251 52L249 55H246ZM256 54H257V53H256ZM41 55H42V54H41ZM66 55H67V56H66ZM128 55H130V54H128ZM131 55H132V54H131ZM161 55H163V54H161ZM169 55H170V53H169ZM173 55H174V54H173ZM185 55H186V54H184V58H185ZM187 55H188V54H187ZM191 55H192V54H191ZM226 55H227V54H226ZM260 55H261V54H260ZM262 55H263V53H262ZM42 56H44V55H42ZM119 56H121V55H118V57H119ZM123 56H124V55H123ZM139 56H140V55H139ZM144 56H145V55H144ZM155 56H156V55H155ZM163 56H164V55H163ZM165 56H166V55H165ZM182 56H183V55H182ZM171 57H172V55H171ZM175 57H176V55H175ZM188 57H189V56H188ZM225 57H226V56H225ZM32 58H33V57H32ZM35 58H36V57H35ZM38 58H39V57H38ZM49 58H51V57L49 56ZM106 58H107V57H106ZM106 58H105V59H106ZM119 58H120V57H119ZM123 58H124V57H123ZM143 58H144V57H143ZM143 58H142V59H143ZM145 58H147V57H145ZM159 58H160V57H159ZM165 58H166V57H165ZM168 58H169V60H170V56H169ZM168 58H167V59H168ZM177 58L180 59L179 57H177ZM190 58H192V57H190ZM197 58H198V57H197ZM208 58H209V60H211L210 57H208ZM218 58H219V57H218ZM261 58L264 59V55H263ZM45 59H48V58L45 57ZM142 59H141V60H142ZM147 59H148V58H147ZM147 59H146V61L144 60V61H145V64H146V62H147ZM149 59H150V58H149ZM149 59H148V61H151V60H152V59H151V60H149ZM171 59H172V58H171ZM185 59H186V58H185ZM195 59H196V58H195ZM252 59H253V58H252ZM257 59H258V57H257ZM36 60H37V59H36ZM43 60H44V59H43ZM108 60H109V59H108ZM172 60H173V59H172ZM174 60H175V59H174ZM181 60H182V59H181ZM181 60H180V61H181ZM223 60H224V59H223ZM223 60H222V61L220 60V64L223 62ZM226 60H227V59H226ZM259 60H260V57H259ZM261 60H262V59H261ZM32 61H34V59H33ZM48 61H49V59H48ZM50 61H51V60H50ZM103 61H104V60H103ZM103 61H102V62H103ZM106 61H107V60H106ZM109 61H111V60H109ZM138 61H139V59H138ZM191 61H192V60H191ZM194 61H195V60H194ZM194 61H193V63H194ZM196 61H197V60H196ZM196 61H195V62H196ZM218 61H219V59H218ZM249 61H250V60H249ZM257 61H258V60H257ZM26 62H27V61H26ZM29 62H30V60H29ZM29 62H28V63H29ZM37 62H38V61H37ZM141 62H143V61H141ZM178 62H179V61H178ZM186 62H187V61H186ZM188 62H189V61H188ZM212 62H213V60H212ZM225 62H226V61H225ZM46 63H47V62H46ZM106 63H108V62H105V64H106ZM109 63H110V62H109ZM168 63H170V62H168ZM172 63H174V62H172ZM172 63H171V64H172ZM218 63H219V62H218ZM229 63H230V62H229ZM229 63H227V64H229ZM25 64L27 65V63H25ZM33 64H34V63H33ZM62 64H63V63H62ZM101 64H102V63H101ZM140 64H142V63H140ZM140 64H138V65L140 66ZM181 64H182V63H181ZM194 64H196V63H194ZM210 64H211V63H210ZM216 64H217V62H216ZM227 64L225 63V65H227ZM261 64H263V63H260V65H261ZM30 65H31V64H30ZM34 65H35V64H34ZM40 65H41V64H40ZM143 65H144V62H143ZM172 65H175V64H172ZM178 65H179V64H178ZM185 65H186V64H185ZM185 65H184V67H185ZM192 65H193V64H192ZM222 65H224V64H221V67H222ZM225 65H224V66H225ZM229 65H230V64H229ZM11 66H12V65H11ZM35 66H36V65H35ZM80 66H81V65H80ZM85 66H83V64H82V66L80 67V69H79L77 72L75 71L76 73L72 76V78H70V79L68 78L69 80H68L67 77H66V79H67V83L69 84V86H70V85H71V86L73 85L74 87H73V86H72V87H73L74 90L77 89V87H76V89H75V86H76V85L78 86V84H80L81 82H83V83L85 82V80L80 81L81 78L84 76V74H83V73H79V72L81 71V69L84 68ZM93 66H92V67H93ZM95 66H94V67H95ZM100 66H101V65H100ZM186 66H187V65H186ZM207 66H208V65H207ZM210 66H212V65H209V67H207V68H210ZM215 66H216V65H215V63H214V67H215ZM218 66H219V65H217V67H218ZM227 66H228V65H227ZM261 66H262V65H261ZM8 67H9V66H8ZM29 67H31V66H29ZM42 67H43V66H41V68H42ZM77 67H78V66H77ZM128 67H129V66H128ZM177 67H178V66H177ZM180 67H181V65H180ZM188 67H189V66H188ZM190 67H191V66H190ZM197 67H198V66H197ZM212 67H213V66H212ZM87 68H88V67H87ZM90 68H91V67H90ZM90 68H89V69H90ZM110 68H111V67H110ZM135 68H136V67H135ZM232 68H234V67H232ZM34 69H36V68H34ZM97 69H98V68H97ZM101 69H102V68H101ZM108 69H109V68H108ZM108 69H107V70H108ZM176 69H177V68H176ZM203 69H204V68H203ZM218 69H220V68L218 67ZM230 69H231V68H230ZM262 69H263V67H262ZM5 70H6V69H5ZM92 70H93V68H92ZM99 70H100V69H99ZM104 70H105V68H104ZM136 70H137V69H136ZM172 70H173V69H172ZM179 70H180V69H179ZM200 70H202V69H200ZM235 70H236V68H235ZM240 70L242 71L243 69L240 68ZM240 70H239V71H240ZM72 71H73V70H72ZM93 71H97V72H99L98 70H93ZM93 71H92V72H93ZM118 71H119V70H118ZM128 71H129V70H128ZM132 71H133V69H132ZM202 71H203V70H202ZM205 71H206V70H205ZM219 71H220V70H219ZM239 71H236V72H239ZM241 71H240V72H241ZM3 72H5V71H3ZM21 72L24 73L23 70H22ZM27 72H28V71H27ZM27 72H25V74H26ZM82 72H83V71H82ZM88 72H91V71L89 70ZM92 72H91V73H92ZM102 72H103V71H102ZM105 72H106V71H105ZM110 72H111V71H110ZM110 72H109V73H110ZM120 72H121V71H120ZM165 72H166V71H165ZM171 72H172V71H171ZM174 72H175V71H174ZM207 72H208V71H207ZM228 72H229V71H228ZM231 72H232V70H231ZM247 72H248V71H247ZM16 73H17V72H16ZM85 73H87V70H86ZM99 73H100V72H99ZM99 73H97L96 75L93 74V75L95 76V80H93V83H95V84L92 83L93 85L89 86V89H91L92 91H91V90H89V91H88V90H86V91H85V90H79L80 92H79V91H74V94L76 95L75 98L77 97V95H78V96H80V95H83V96L86 95L85 99L83 100L84 103L81 101V102L83 103L82 105H85V106H86L87 103H88V101L90 102L91 100H94V98H95L97 92H99L98 90H100V89H103V88H105V87L109 88V89H110V94H109V95H111V94H115V93L118 91V89L120 90V88L122 87V86H120L121 83L118 84V81H119V80H122V79H116L115 81H109V80H107V81L105 82L104 86H102L101 88L97 89L98 87L101 86V84H98V82H99L100 80H103V79H99L100 76L102 75V74L100 75ZM106 73H107V72H106ZM111 73H112V72H111ZM113 73H114V72H113ZM129 73H130V72H129ZM192 73H194V72H192ZM195 73H196V72H195ZM200 73H201V72H200ZM0 74H1V73H0ZM25 74H24V75H25ZM28 74H30V73H28ZM117 74H120V73H117ZM121 74H122V73H121ZM244 74H245V73H244ZM261 74H262V73H261ZM19 75H20V73H19ZM19 75H16V76H19ZM93 75H92V76H93ZM108 75H109V74H108ZM174 75H175V76H174ZM174 75H173V78H172V79L170 78V79H171V81L173 80V81L178 82V83H180L184 77H188V76H190V78H191V77L193 78L194 76L197 77L196 74H193V75L191 74V75H190V73H184V72H181V71H180L179 73H175ZM236 75H237V74H236ZM0 76H3V74L0 75ZM16 76H14L13 78H15ZM20 76H21V75H20ZM25 76H26V75H25ZM92 76H90V77H92ZM106 76H107V75H106ZM110 76H111V75H110ZM114 76H116V75H114ZM119 76H120V75H119ZM121 76H122V75H121ZM149 76H150V75H149ZM198 76H199V75H198ZM222 76H224L223 78H226V77H227V78H229V79L231 80L232 77L235 76V73H223ZM69 77H70V75H69ZM88 77H89V73H88ZM101 77H102V76H101ZM195 77H194V78H195ZM211 77H212V76H211ZM214 77H215V76H214ZM216 77H217V75H216ZM220 77H221V76H220ZM3 78H4V76H3ZM3 78H1V80H3ZM5 78H7V77L5 76ZM64 78H65V77H64ZM86 78H87V77H86ZM86 78H85V79H86ZM92 78H94V77H92ZM102 78H104V77H102ZM108 78H109V76H108ZM116 78H117V77H116ZM122 78H123V77H122ZM124 78H125V76H124ZM124 78H123V81H124ZM153 78H155V77H150V78H147V79L152 80ZM161 78H162V77H161ZM163 78H164V77H163ZM194 78H193V79H194ZM221 78H222V77H221ZM249 78H250V77H249ZM19 79H20V77H19ZM27 79H28V78H27ZM47 79H48V78H47ZM88 79H89V78H88ZM188 79H189V78H188ZM193 79H191V80H193ZM197 79H198V78H197ZM215 79H216V78H215ZM1 80H0V82H1ZM4 80H5V79H4ZM6 80H7V79H6ZM8 80H9V79H8ZM20 80H21V79H20ZM62 80H63V79H62ZM113 80H114V78H113ZM135 80H136V82L133 81L132 83L136 85V84H138L139 82H144L145 79H142V80H140V79H135ZM184 80H185V79H184ZM184 80H183V81H184ZM194 80H195V79H194ZM213 80H214V79H213ZM226 80H228V79H226ZM233 80H234V79H233ZM10 81H11V80H10ZM12 81H14V80H12ZM18 81H19V80H18ZM64 81H65V80H64ZM128 81H129V80H128ZM128 81H127V82H128ZM167 81H168V80H167ZM179 81H180V82H179ZM186 81H187V80H186ZM210 81H211V80H210ZM210 81H209V82H210ZM228 81H229V80H228ZM231 81H232V80H231ZM258 81H259V80H258ZM2 82H3V81H2ZM15 82H16V81H15ZM62 82H63V81H62ZM192 82H193V81H192ZM194 82H195V81H194ZM212 82H213V81H212ZM219 82H222V81H219ZM223 82H224V81H223ZM225 82H226V81H225ZM262 82H263V81H262ZM85 83H86V82H85ZM89 83L91 84V82H89ZM168 83H170V82H168ZM172 83H173V82H172ZM210 83H211V82H210ZM213 83H214L213 86H212V84H211V87H209L210 84H208V85H209V86H208L209 89L206 88V90H204V91L201 92L202 95H203L204 93H205V94H204V97H202L201 94L198 96V97L201 96V99H200V100H198V97H196V98H192L191 100H189V101H191L190 104H191L192 109H195V108H196L195 110H196V111H200V114H201V115H203V114H202L203 112L201 113V111H204V109H206V110H205V114H206V111L209 110V109H211V107H212V105H213L214 103H222L223 100L225 99V97L223 96V95L225 94V93H224V89H222L223 86L221 85L222 88L220 89L219 86H218V87H215V84H217L218 81H217V82H213ZM226 83H227V82H226ZM0 84H1V83H0ZM11 84H12V82H11ZM13 84H14V82H13ZM15 84H16V83H15ZM126 84H127V83H126ZM133 84H132V85H133ZM174 84H176V83H174ZM191 84H196V83H190V85H191ZM218 84H219V83H218ZM220 84H221V83H220ZM263 84H264V83H263ZM81 85H82V83H81ZM84 85H85V84H84ZM122 85H123V84H122ZM168 85H169V84H167V86H168ZM177 85H178V84H176V87H177ZM184 85H187V84H183V86H184ZM202 85H203V84H202ZM206 85H207V84H206ZM229 85H230V84H229ZM232 85H235V84L233 83ZM236 85H238V84L236 83ZM1 86H2V85H1ZM1 86H0V87H1ZM5 86H6V85H5ZM67 86H68V85H67ZM82 86H83V85H82ZM85 86H86V85H85ZM170 86H171V85H170ZM180 86H181V85H180ZM180 86H179V87H180ZM183 86H182V87H183ZM188 86H189V82H188ZM194 86H195V85H194ZM7 87H9V86H7ZM87 87H88V86H87ZM133 87H134L133 89L129 88V89H126V91H127V90H130V89H131L130 91L136 89V88H135L136 86L133 85ZM189 87H191V86H189ZM195 87H196V86H195ZM202 87H204V85H203ZM231 87H234V86H230V87H226V88H228L227 90H231V89H230ZM247 87H248V86H247ZM247 87L244 86V88H247ZM4 88H5V87H4ZM10 88H12V87H10ZM10 88H9V89H10ZM13 88H14V87H13ZM15 88H16V87H15ZM15 88H14V89H15ZM61 88H62V87H61ZM68 88H69V87H68ZM82 88H83V87H82ZM84 88H85V87H84ZM170 88H171V87H169V89H170ZM174 88H175V85H174ZM199 88H200V87H199ZM224 88H225V87H224ZM260 88H261V86H260ZM2 89H3V88H2ZM6 89H8V88H6ZM6 89H4V90H6ZM70 89H71V88H70ZM86 89H87V88H86ZM169 89H168V90H169ZM196 89H198V87H196ZM261 89H262V88H261ZM261 89H259V90H261ZM4 90H3V91H4ZM42 90H43V89H42ZM42 90H41V92H42ZM172 90H173V89L171 88V91H172ZM193 90H195V88H193ZM193 90H192V91H193ZM201 90H202V89H201ZM219 90H221V92H220L219 94H216V95H218V96L215 98L216 95H214V94H215L216 91L218 92ZM244 90H245V89H244ZM46 91H47V89H46ZM67 91H68V90H67ZM67 91H66V92H67ZM192 91H191V92H192ZM198 91L200 92V90H198ZM205 91H208V92H205ZM255 91H256V90H255ZM261 91H263V90H261ZM56 92H57V90H56ZM56 92H55V93H56ZM58 92H60V91H58ZM72 92H73V91H72ZM72 92H71V93H72ZM173 92H174V90H173ZM175 92H176V90H175ZM193 92H194V91H193ZM196 92H197V91H196ZM196 92H195V94H197ZM256 92H257V91H256ZM42 93H43V92H42ZM47 93H48V92H47ZM49 93H50V92H49ZM60 93H61V92H60ZM167 93H168V92H167ZM167 93H166V94H167ZM169 93H170V92H169ZM171 93H172V92H171ZM213 93H214V94H213ZM50 94H51V93H50ZM53 94H54V92H53ZM53 94H52V95H53ZM56 94H57V93H56ZM61 94L63 95V94H65V93L62 92ZM117 94H118V93H117ZM195 94L193 95V97H195ZM48 95H49V94H48ZM59 95H60V94H59ZM69 95H70V93L67 92V96H65V97L67 98ZM169 95H170V94H168V96H169ZM174 95H176V94H174ZM191 95H192V94H191ZM44 96H45V97H44ZM44 96H43V97L46 99V94H44ZM56 96H58V95H56ZM60 96H61V95H60ZM73 96H74V95H73ZM171 96H172V98H173V95H172V94H171ZM171 96H170V97H171ZM176 96L178 97L179 94L176 95ZM187 96H189V95H187ZM208 96H210V97L208 98V101H206V99H207ZM220 96H222V98H219ZM262 96H263V95H262ZM71 97H72V96H71ZM155 97L157 98L156 95H155ZM158 97H161V96L158 95ZM162 97H163V96H162ZM164 97H165V96H164ZM164 97H163V99H164ZM166 97H167V95H166ZM205 97H206V98H205ZM223 97H224V98H223ZM30 98H31V97H30ZM78 98H79V97H78ZM81 98H82V97H81ZM150 98H151V97H150ZM152 98H153V97H152ZM152 98H151V100H152ZM202 98H203V99L205 98V100L202 101V100H203ZM211 98H212V99H211ZM240 98L242 99V97H240ZM243 98H245V97L243 96ZM263 98H264V97H263ZM263 98H262V99H263ZM42 99H43V98H42ZM148 99H149V98H148ZM148 99H147V103H148ZM163 99H162V100H163ZM167 99H169V98H167ZM167 99H166V100H167ZM174 99H175V96H174ZM176 99H177V98H176ZM176 99H175V100H176ZM187 99H188V98H187ZM189 99H190V98H189ZM209 99H210V101H209ZM241 99H240V100H241ZM258 99H259V98H257V100H258ZM3 100H4V99H3ZM7 100H8V99H7ZM170 100H171V99H170ZM175 100H174V101H175ZM238 100H239V99H238ZM260 100H261V99H260ZM263 100H264V99H263ZM28 101H29V100H28ZM34 101H35V100H34ZM76 101H77V100H76ZM145 101H146V100H145ZM155 101H156V100H155ZM155 101H153V102H155ZM157 101H158V100H157ZM157 101H156V102H157ZM176 101H177V100H176ZM258 101H259V100H258ZM42 102H43V101H42ZM77 102H78V101H77ZM153 102H152V103H153ZM162 102H163V101H162ZM171 102H172V103H170V102H168V103H170V104L172 105V104H173V100H172ZM187 102H188V100H187ZM205 102H206V103H205ZM0 103H1V102H0ZM7 103H8V101H7ZM35 103H37V102H35ZM73 103H74V102H73ZM144 103H145V102H144ZM159 103H160V101H159ZM159 103H158V104H159ZM163 103H164V102H163ZM1 104H2V103H1ZM3 104H4V103H3ZM5 104H6V103H5ZM10 104H12V103H10ZM38 104H39V103L35 104V106H38ZM71 104H72V103H71ZM130 104H131V106H132V102H131ZM130 104H129V105H130ZM156 104H157V103H156ZM174 104H175V103H174ZM178 104H179V103L177 102L176 105H178ZM183 104H184V103H183ZM183 104H182V105H183ZM186 104H187V103H186ZM6 105H8V104H6ZM6 105H5V106H6ZM73 105H75V104H73ZM141 105H142V104H141ZM143 105H144V104H143ZM147 105H148V104H147ZM152 105H153V104H152ZM167 105H169V104H167ZM216 105H217V104H216ZM2 106H3V105H2ZM149 106H150V105H149ZM158 106H159V105H158ZM184 106H185V105H184ZM186 106H187V105H186ZM189 106H190V105H189ZM189 106H188V107H189ZM220 106H221V105H220ZM0 107H1V105H0ZM49 107H50V106H49ZM74 107H75V108H74ZM74 107H73L72 105L69 106V110H68V111H65V113L62 114L63 116H61V117L58 116V115L60 114L59 112H57V111H55V110H52V109H48V107H47L46 110H45V112L42 114V117H44V119L47 120V122H54V123H56L55 125L52 124L53 128L57 127V124H58V123H60V124L62 123L64 126H66L67 128H65V129H67V131L64 130V131H63V134H62V132H61L59 136H65L66 138H63V139H65L67 142H73V143H74V147L77 149V152H78L79 155H80V154H82V153L84 152V150H85V151H88V150H89V149L87 150L86 148L89 147L90 145H92V143H91L92 140L98 138V134H97V133H99V132L96 133L95 131H96V130L98 131V128H99L101 125H103L104 123H108V122H110V121H115V120H117V119L119 118V116H117V113L114 114V112H113V113L110 112V114H106V113H105V114H102V110H101V109L98 108V109H96V110L94 111V109H93L94 107H92V106H91V107H92L91 109H86L85 107H83V108L80 109V110H82V111L78 110V108H77V110H76L77 105L74 106ZM80 107H81V106H80ZM89 107H90V106H89ZM142 107H143V106H142ZM146 107H147V106H146ZM150 107H151V106H150ZM150 107H148V109H149L148 112H150ZM154 107H155V106H154ZM160 107H161V104H160ZM162 107H165V106L163 105ZM171 107L173 108L174 106H171ZM179 107H181V106H179ZM216 107H217V106H216ZM216 107L214 106L213 109H215ZM71 108H74V109H71ZM87 108H88V107H87ZM151 108H153V106H152ZM172 108H171V109H172ZM176 108H177V107H176ZM207 108H208V109H207ZM18 109H19V107H17L16 110H13V111H12L11 109H7V108H3V107H1V109H0V124L3 125V126H2L3 128L10 126V124H11V122H12V119L14 118V117H13V114H15V112H18ZM32 109H33V108H32ZM32 109H31L30 112H29V111L27 112V115H28V113H30V114H31V113H35V112H34L35 110L32 111ZM92 109H93V110H92ZM125 109H126V108H125ZM139 109H140V108H139ZM142 109H143V108H142ZM148 109H147V110H148ZM156 109L158 110L159 108L156 107ZM156 109H154V110H156ZM160 109H161V108H160ZM163 109H164V108H163ZM181 109H182V108H181ZM181 109H180V110H181ZM220 109H222V108L215 109V110H217V111L219 110L218 112L224 111V109H223V110H220ZM29 110H30V109H29ZM61 110H62V109H61ZM127 110L129 111V109H127ZM145 110H146V108H145ZM157 110L155 111L156 113H160V111H162V109L159 110V111H157ZM168 110H169V109H168ZM175 110H176V109H175ZM184 110H186V109H184ZM189 110H190V108H189ZM215 110H214V114H215V112H216ZM59 111H60V109H59ZM128 111H127V112H128ZM130 111H131V110H130ZM165 111H166V110H165ZM171 111H172V110H171ZM186 111H187V110H186ZM186 111H185V112H186ZM209 111H210V110H209ZM211 111H212V113H210ZM211 111H210V112L207 111V112H208V113H207L208 116L213 115V110H211ZM230 111L232 112V110H230ZM93 112H94V113H93ZM104 112H106V111H104ZM125 112H126V111H125ZM134 112H135V111H134ZM141 112H142V111H141ZM143 112H144V111H143ZM152 112H153V111H152ZM177 112H178V110H177ZM180 112H181V111H180ZM180 112H179V113H180ZM188 112H190V111H188ZM191 112H192V111H191ZM129 113H131V112H129ZM144 113H146V112H144ZM144 113H143V115H144ZM156 113H155V114H156ZM166 113H167V112H166ZM196 113L198 114V112H196ZM196 113L194 112V114H196ZM222 113H223V112H222ZM232 113H233V112H232ZM30 114H29L28 116H30ZM133 114H134V113H133ZM182 114H183V113H182ZM184 114H186V113H184ZM184 114H183V115H184ZM207 114H206V115H207ZM216 114H217V113H216ZM216 114H215V115H216ZM227 114H229V112H228ZM33 115H34V114H33ZM126 115H127V114H126ZM163 115L165 116V115H167V114H163ZM174 115H176V114H174ZM174 115H173V116H174ZM201 115H200V116H201ZM230 115H231V114H230ZM230 115H229V116H230ZM28 116H27V117H28ZM34 116H35V115H34ZM80 116H82V117H80ZM122 116H123V115H122ZM134 116H135V115H134ZM156 116H157V114H156ZM158 116H159V115H158ZM168 116H169V115H168ZM170 116H171V115H170ZM170 116H169V117H170ZM229 116H228V117H229ZM262 116H263V115H262ZM42 117H41V118H42ZM132 117H133V116H131V118H132ZM150 117H151V116H150ZM152 117H153V116H152ZM159 117H160V116H159ZM159 117H158V118H159ZM197 117H198V116H197ZM197 117H196V118H197ZM232 117H233V115H232ZM32 118H33V117H32ZM32 118H31V119H32ZM134 118H135V117H133L131 120H133ZM158 118H157V119H158ZM160 118H162V115H161ZM160 118H159V119H160ZM173 118H175L177 122H180V120H182V115H181V114H180V115L178 114L177 116H175V117H173ZM173 118H172V119H173ZM187 118H188V117H186V119H187ZM194 118H195V117H194ZM198 118H199V117H198ZM201 118H202V117H200L199 121H200V120L202 121ZM207 118H209V117H207ZM207 118L204 117V120H205V119L208 120ZM229 118H230V117H229ZM260 118H261V117H260ZM39 119H40V118H39ZM121 119H123V118H121ZM129 119H130V118H129ZM129 119H128V118H127V119L124 118V119H123V122H125V121H127V122L129 121V122H130ZM136 119H137V117H136ZM147 119H148V118H147ZM147 119H146V121L149 120V119H148V120H147ZM262 119H263V118H262ZM134 120H135V119H134ZM150 120H151V119H150ZM152 120H153V119H152ZM168 120H169V119H168ZM204 120H203V121H204ZM137 121H138V120H137ZM153 121L155 122V119H154ZM153 121H151V122H153ZM184 121H187V120L184 119L183 121H181V123H183ZM189 121L191 122V119H190ZM257 121H259V119H258ZM121 122H122V121H121ZM123 122H122V123H123ZM127 122H125V125L128 126L129 124H127ZM134 122H135V121H134ZM143 122H144V121H143ZM148 122H149V121H148ZM206 122L208 123L209 121H206ZM263 122H264V121H263ZM116 123H117V122H116ZM119 123H120V122H119ZM130 123H132V121H131ZM144 123H145V122H144ZM161 123H162V122H161ZM201 123H202V122H201ZM209 123H210V122H209ZM215 123H216V122H215ZM12 124H13V123H12ZM148 124H149V123H148ZM174 124H178V123L175 122ZM195 124H196V123H195ZM195 124H194V125H195ZM198 124H199V123H198ZM205 124H206V123H205ZM217 124H218V122H217ZM217 124H216V125H217ZM252 124H253V123H252ZM255 124H257V123H255ZM118 125H120V124H118ZM137 125H138V124H137ZM179 125H180V124H179ZM179 125H176V128H177V126H179ZM182 125L185 126V125H188V124H186V122H185V124H182ZM182 125H181V126H182ZM202 125H203V124H202ZM216 125H215V126H216ZM222 125H224V124H222ZM258 125H259V124H258ZM260 125H261V124H260ZM73 126H75V127H81V129H80L81 131H80V130H79V131H76V130L73 128L75 131H72L73 129H72L71 131L74 132V133L69 132L70 127H73ZM142 126H143V125H142ZM190 126H192V125H190ZM190 126H189V127H190ZM196 126H197V125H196ZM204 126H205V125H204ZM58 127H59V126H58ZM58 127H57V128H58ZM60 127H61V125H60ZM129 127H130V126H129ZM138 127H139V126H138ZM174 127H175V126H174ZM179 127H180V126H179ZM186 127H187V126H186ZM193 127H194V126H193ZM212 127H213V126H212ZM216 127H217V126H216ZM252 127H253V126H252ZM9 128H10V127H9ZM29 128H30V127H29ZM31 128H33V127H31ZM143 128H144V127H143ZM187 128H188V127H187ZM223 128H224V127H223ZM259 128H260V127H259ZM58 129H59V128H58ZM92 129H93V131L90 132ZM192 129H193V128H192ZM214 129H215V128H214ZM253 129H254V128H253ZM1 130H2V128H1ZM28 130H30V129H28ZM28 130H27V131H28ZM32 130H33V129H31V131H32ZM52 130H53V129H52ZM77 130H78V129H77ZM116 130H117V129H116ZM136 130H137V129H136V127L134 126V127H131V129H130L129 131H127V130H126V131H125V130H122L121 133L118 132V135L120 134L121 136H123V137H124L123 140L125 139V136H126L127 139H130V140H131V139H134V138H132V137H133L134 135H136ZM140 130H141V129H140ZM193 130H195V129H193ZM209 130H210V129H209ZM5 131H6V129H5ZM9 131H10V130H9ZM34 131H35V129H34ZM185 131H187V129H186ZM197 131H198V130H197ZM202 131H204V130H202ZM202 131H201V132H202ZM205 131H206V130H205ZM212 131H213V130H212ZM214 131H216V130H214ZM253 131H254V130H253ZM253 131H252V132H253ZM32 132H33V131H32ZM52 132H53V131H52ZM52 132H51V133H52ZM111 132H112V131H111ZM138 132H140V131H138ZM138 132H137V133H138ZM183 132H184V131H183ZM192 132H194V133H193V134H190V135L188 136V138H189V143H191V145H193L192 147H195V149L193 148V149L195 150V152H197V153L200 152V151L202 152V150H204L202 147H205V146H203V145L201 146V144H200L202 137H201L200 134H195V133H196L195 131H192ZM198 132H199V131H198ZM28 133H29V132H28ZM56 133H57V132H56ZM114 133H115V130H114ZM111 134H112V133H111ZM177 134H178V133H177ZM177 134H176V137H175V136L172 137V136H173V134H172L170 140L175 141V143L178 142L182 137H181V138L178 137L180 134H178V135H177ZM182 134H183V133H182ZM187 134H189V133H187ZM22 135H23V134H22ZM48 135H49V134H48ZM51 135H52V134H51ZM159 135H160V134H159ZM174 135H175V134H174ZM184 135H185V133H184ZM169 136H170V135H169ZM23 137H24V136H23ZM56 137H57V136H56ZM119 137H120V136H119ZM128 137H129V138H128ZM155 137H156V136H155ZM186 137H187V136H186ZM59 138H60V137H59ZM168 138H169V137H168ZM203 138H204V137H203ZM246 138H247V137H246ZM118 139H119V138H118ZM118 139H117V140H118ZM120 139L122 140L121 137H120ZM120 139H119V140H120ZM158 139H159V138H158ZM65 140H64V142H65ZM121 140H120V141H121ZM136 140H137V139H136ZM156 140H157V139H156ZM182 140H183V139H182ZM202 140H203V139H202ZM247 140H248V139H247ZM61 141L63 142V140H61ZM128 141H129V140H128ZM154 141H155V140H154ZM167 141H169V140H167ZM184 141H187V140H184ZM244 141H245V140H244ZM62 142H61V143H62ZM96 142H97V141H96ZM96 142H95V143H96ZM132 142L135 143V141L133 140V141H131L129 144H131ZM171 142H172V141H170V144H171ZM182 142H183V141H182ZM54 143H55V142H54ZM154 143H155V142H154ZM175 143H173V144H175ZM180 143H181V142H180ZM189 143H188V144H189ZM201 143H202V142H201ZM243 143H244V142H243ZM243 143H242V145H243ZM263 143H264V129H263V130H255V131L250 135V137H249V144L247 143L246 145H243V147L248 145L249 148H247V149H246V148H242V149H239V148H238V149L230 150L229 153L227 152L226 156L224 155V158L226 159V162H224V163L222 164V166H227V167H231V168H232V166H234L235 164H238L239 162H242V165H243V163L248 162L250 159H252V158L254 157L253 154H252V152L258 150L257 147H259V146H260L261 144H263ZM56 144H57V142H56ZM56 144H55L52 148L48 149V151H46V153H49V152H51V151L54 150V149H57V150H59V149H61V148L64 149V146H63V145L60 146V145H56ZM59 144H60V143H59ZM159 144H160V143H159ZM159 144H158V145H159ZM185 144H186V143H185ZM188 144H187V145H188ZM198 144H200V145H198ZM116 145H117V144H116ZM116 145H115V146H116ZM118 145H119V144H118ZM134 145H135V144H134ZM156 145H157V144H156ZM204 145H205V144H204ZM249 145H250V146H249ZM119 146H121V144H120ZM131 146H132V145H131ZM131 146L128 145V147H131ZM159 146H160V145H159ZM185 146H186V145H185ZM189 146H190V144H189ZM189 146H188V147H189ZM200 146H201V147H200ZM229 146H230V145H229ZM229 146H228V147H229ZM233 146H234V145H233ZM121 147H122V149H123L124 146H121ZM133 147H136V146H133ZM138 147L140 148L139 145H138ZM138 147H137V148H138ZM235 147H236V146H235ZM116 148H117V146H116ZM161 148H163V146H162ZM186 148H187V146H186ZM201 148H202V150H201ZM230 148H231V147H230ZM79 149H80V150H79ZM119 149H120V148H119ZM122 149H121V150H122ZM140 149H141V148H140ZM159 149H160V148H159ZM159 149H158V150H159ZM228 149H229V148H228ZM228 149H227V150H228ZM232 149H233V148H232ZM263 149H264V148L260 149V151H263ZM78 150H79V151H78ZM117 150H118V149H117ZM130 150L135 151L134 148H131ZM130 150H129V152H130ZM137 150H138V149H137ZM141 150H143V149H141ZM144 150H145V149H144ZM185 150L189 151L188 149H185ZM119 151H120V150H119ZM139 151H140V150H139ZM161 151H163V150L161 149ZM224 151H226V150L224 149ZM75 152H76V151H75ZM77 152H76V154H75L76 157H77V154H78ZM131 152H132V151H131ZM143 152H144V151H143ZM163 152H164V151H163ZM195 152H194V151H193V152L190 151L189 153L192 154V153H195ZM2 153H4V151H3ZM137 153H138V152H137ZM160 153H162V152H160ZM185 153H186V152H185ZM221 153H223V152H221ZM224 153H225V152H224ZM84 154H86V153H84ZM84 154H83V155H84ZM134 154H135V153H133V156H134ZM158 154H159V153H158ZM165 154H166V153H165ZM165 154H163V155H165ZM0 155H1V154H0ZM3 155H4V154H3ZM39 155H40V156H43V154H39ZM73 155H74V154H73ZM75 155H74V156H75ZM79 155H78V158H79V159H78V160L73 159L74 164H73V165L71 164V165L74 167V169H78V166H80V163H81V162H80V159H82V158L79 157ZM83 155H82V157H83ZM124 155H126V154H124ZM186 155H187V154H186ZM33 156L35 157V155H33ZM33 156H32V157H33ZM160 156H161V155H160ZM184 156H185V155H184ZM222 156H223V155H222ZM1 157H2V156H1ZM76 157H74V158H76ZM139 157H140V155H139ZM141 157H142V154H141ZM168 157H169V156H168ZM65 158H66V156L63 157V159H65ZM71 158H72V157H71ZM130 158H131V156H130ZM136 158H137V157H136ZM164 158H166V156H165ZM185 158H186V157H185ZM63 159H62V160H63ZM131 159H132V161H133L135 158H134V159L131 158ZM160 159H161V158H160ZM167 159H172V158H167ZM186 159H187V158H186ZM66 160H67V159H66ZM66 160H65V161H66ZM136 160H137V159H136ZM181 160H182V159H181ZM181 160H180V162H181ZM107 161H108V160H107ZM161 161H162V160H161ZM164 161H166V160H164ZM169 161H170V160H169ZM97 162H98V161H97ZM129 162H130V161H129ZM134 162H136V161H134ZM138 162H139V161H138ZM157 162H160V161H157ZM182 162H184V161H182ZM61 163H62V162H61ZM82 163H83V162H82ZM170 163H171V162H170ZM176 163H177V162H175L174 164H176ZM178 163H179V162H178ZM21 164H25V162L23 161V162H21ZM85 164H86V162H85ZM95 164H96V162H95ZM130 164H131V163H130ZM153 164H154V163H153ZM161 164L163 165V163H161ZM164 164H165V162H164ZM167 164H168V163H167V161H166V165H167ZM60 165H63V164H60ZM96 165H97V166L93 167V170H95V171H99V170L102 169L104 163H103V161H100V160H99L98 164H96ZM245 165H246V167H247V163H245ZM84 166H85V165H84ZM84 166H83V167H84ZM88 166H89V165H88ZM157 166H158V165H157ZM157 166H156V167H157ZM160 166H161V165H160ZM164 166H165V165H164ZM164 166H163V167L161 166V167L164 169ZM171 166H172V165H171ZM176 166H177V165H176ZM249 166H252V165H249ZM58 167H59V166H58ZM63 167H64V166H63ZM86 167H87V166H86ZM91 167H92V166H91ZM156 167H155V168H156ZM168 167H169V165H168ZM243 167H244V166H243ZM246 167H244V168H246ZM87 168H90V166L87 167ZM252 168H253V167H252ZM72 169H73V168H72ZM74 169H73V170H74ZM81 169H82V168H81ZM84 169H85V168H84ZM157 169H159V168H157ZM157 169H156V171H160V170H157ZM253 169H254V168H253ZM255 169H256V168H255ZM88 170H89V169H88ZM130 170H131V169H130ZM168 170H169V169H168ZM172 170L175 171V169H172ZM177 170H178V169H177ZM246 170H247V169H246ZM74 171H75V170H74ZM80 171H82V170H80ZM250 171H251V170H250ZM58 172H59V171H58ZM83 172H84V171H83ZM153 172H155V171H153ZM164 172H165V171H164ZM166 172L168 173V171H166ZM166 172H165V173H166ZM80 173H81V172H80ZM157 173H158V172H157ZM162 173H163V172H162ZM177 173H178V172H177ZM250 173H251V172H250ZM253 173H254V171H253L251 174H253ZM126 174H127V173H126ZM126 174H125V175H126ZM133 174H135V173H133ZM139 174H140V173H139ZM172 174H174V173L172 172ZM128 175H129V177H131L132 173H131V175H130V173H129ZM140 175H141V174H140ZM140 175H138V177H140ZM152 175H155V174L152 173ZM158 175H159V174H158ZM158 175L156 174L155 176H158ZM253 175H255V174H253ZM160 176H161V175H160ZM249 176H251V175H249ZM129 177H126V176H125V179H126V178H129ZM145 177H146V176H145ZM147 177H148V175H147ZM247 177H248V176H247ZM254 177H255V176H254ZM254 177H253V178H254ZM132 178H133V177H132ZM149 178H150V177H148V181H150ZM154 178H155V177H154ZM154 178H153L152 180H154ZM160 178H161V177H160ZM174 178H175V177H174ZM174 178H173V179H174ZM245 178H246V177H245ZM245 178H244V180H245ZM61 179H62V178H61ZM130 179H131V178H130ZM142 179H143V178H142ZM150 179H151V178H150ZM177 179H178V178H177ZM250 179L252 180V177H250ZM254 179H255V178H254ZM254 179H253V180H254ZM122 180H123V179H122ZM127 180H128V179H127ZM136 180H137V176H136ZM155 180H156V179H155ZM155 180H154V182H156ZM157 180H158V179H157ZM159 180H160V179H159ZM159 180H158V181H159ZM174 180H175V179H174ZM174 180H173V181H174ZM251 180H250V181H251ZM139 181H140V178H139ZM139 181H138V182H139ZM178 181H179V180H178ZM246 181H248V180H245L244 182H246ZM250 181H248V182H250ZM128 182H129V183L126 184V186H124V188H127L128 186H129V187H131V186H135V184L133 183V181L130 180V181H128ZM140 182H141V181H140ZM176 182H177V180H176ZM254 182H256V181H254ZM52 183H53V182H52ZM52 183H51V184H52ZM150 183H152V182H150ZM167 183H168V182H167ZM167 183H166V184H167ZM256 183H257V182H256ZM54 184H55V183H54ZM122 184H123V183H122ZM141 184H142V183H141ZM143 184H144V183H143ZM148 184H149V182H147V184H144V185H139V183H138L139 186L133 188L134 190L132 191V194L130 195L131 197H129V198H132V199H133V198H135V197H138V199H137V198H136V199H137V200H141V199H143L144 197L151 195V194L153 193V191L155 190L156 187L153 188L154 185L152 186L151 184H150V185H148ZM153 184H154V183H153ZM156 184H158V182H157ZM159 184H160V183H159ZM161 184H162V183H161ZM163 184H164V183H163ZM172 184H173V183H172ZM174 184H176V183H174ZM174 184H173V185H174ZM248 184H250V183H247L246 186H248ZM252 184H253V182H252ZM254 184H255V183H254ZM47 185H48V184H47ZM124 185H125V184H124ZM164 185H165V184H164ZM173 185H172V186H173ZM242 185L245 186V184H242ZM250 185H251V184H250ZM255 185H256V184H255ZM255 185H251V186H255ZM122 186H123V185H122ZM156 186H157V185H156ZM175 186H176V185H175ZM178 186H179V185H178ZM236 186H238V185H236ZM240 186H241V185H239V187H240ZM244 186H243V187H244ZM251 186H250V187H251ZM37 187H39V185H38ZM71 187H72V186H71ZM161 187H162V185H161ZM239 187H238V188H239ZM248 187H249V186H248ZM256 187H258V186H256ZM262 187H263V186H262ZM39 188H40V187H39ZM39 188H38V189H39ZM66 188H67V187H66ZM171 188H172V187H170V189H171ZM177 188H178V187H177ZM177 188H176V189H177ZM236 188H237V187H236ZM238 188H237V189H238ZM246 188H247V187H246ZM47 189H48V190H53L52 185L48 186ZM69 189H70V188H69ZM168 189H169V188H168ZM173 189H174V188H173ZM234 189H235V188H234ZM237 189H236V190H237ZM242 189H244V188H242ZM242 189L240 188V189H238V191H239V190H242ZM262 189H263V188H262ZM39 190L41 191V188H40ZM63 190H64V189H63ZM79 190H80V189H79ZM231 190H232V189H231ZM245 190H246V189H245ZM252 190H253V189H252ZM257 190H258V189H257ZM260 190H261V189H260ZM34 191H35V189H34ZM65 191H66V189H65ZM159 191H160V190H159ZM254 191L257 192L256 190H254ZM35 192H36V191H35ZM54 192H55V191H54ZM59 192H60V191H59ZM61 192H62V190H61ZM171 192H172V191H171ZM199 192H200V191H199ZM261 192H264V191L262 190ZM38 193H39V192H38ZM38 193H37V194H38ZM65 193H67V192H65ZM68 193H69V192H68ZM119 193H120V192L115 193V194H113L114 196L112 195L113 197L110 196V197H108V198H106L107 196H106L105 198H103V197L100 198V197L98 196L99 199H97V198H96V199H91V198H90V199H86L84 196H82V197H83L82 199L77 198V199H76V202H75L74 204H73V203H72V204L70 203L71 205H69L68 201L66 200V203H68V205H69V206H67V211H68V209L73 208L72 210H69L68 213L65 211V212L67 213L66 216H70V215L75 214V213L78 212L79 214L82 215L81 219L84 220V219H86V217H87L89 214L93 213L94 211H95V212H94L95 214H96V212L99 213V212L102 211V212H101V214H102V213H103V210L106 209L107 207H109V208H110V206H113V207H114V204L116 205L118 202H119V203L121 202L120 197H119V196H120ZM194 193H195V192H194ZM225 193H227V192H225ZM231 193L233 194V192H231ZM234 193H235V192H234ZM31 194H32V192H31ZM55 194H58V193L55 192ZM60 194L62 195V193H59V195H60ZM172 194H173V193H172ZM198 194H199V193H198ZM227 194H228V195H231V194H229V193H227ZM227 194H226V195H227ZM235 194H236V193H235ZM254 194H255V193H254ZM28 195H30V193H29ZM44 195H45V194H42V192H41V193H39V196H38L39 198H41V199L44 200L43 203H45V200H47L48 198L52 199V198H54V197L56 196V195H51V196H50V195H48V196L45 195V196H44ZM59 195H57V196H59ZM63 195H64V193H63ZM140 195H141V196H140ZM193 195H194V194H193ZM195 195H196V194H195ZM208 195H209V194H208ZM228 195H227V197H229ZM238 195H239V193H238ZM238 195L236 194L235 196H238ZM241 195H242V194H241ZM259 195H260V194H257V196H259ZM33 196H34V195H33ZM35 196H37V195L35 194ZM139 196H140V197H139ZM189 196H190V195H189ZM221 196H222V195H221ZM223 196H225V194H224ZM255 196H256V195H255ZM263 196H264V195H263ZM263 196H262V197H263ZM26 197H27V195H26ZM64 197H65V196H64ZM77 197H78V196H77ZM168 197H170V196L168 195ZM174 197H175V196H174ZM191 197H192V196H191ZM193 197H194V196H193ZM207 197H208V196H207ZM218 197H220V196H218ZM227 197H226V198H227ZM241 197H242V196H241ZM183 198H184V197H183ZM202 198H203V197H202ZM205 198H206V197H205ZM223 198H225V197H223ZM226 198H225V200H226ZM259 198H261V197H259ZM21 199H23V198H21ZM21 199H18V201H19V200L21 201ZM24 199H26V198H24ZM50 199H49V200H50ZM68 199H69V197H68ZM167 199H168V198H167ZM176 199H177V197H176ZM178 199H179V198H178ZM185 199H187V197H186ZM188 199H189V198H188ZM192 199H193V198H192ZM196 199H197V198H196ZM219 199H220V198H219ZM232 199H233V195H232ZM62 200H63V198H62ZM69 200H70V199H69ZM164 200H165V199H164ZM164 200H163V201H164ZM174 200H175V199H174ZM200 200H201V199H199V201H200ZM205 200H208V201H209V197H208V199H204V201H202V202H205ZM70 201H71V200H70ZM159 201H161V200H159ZM159 201H156V202L154 201V203L149 204V205H151V207L148 206L149 209H151L150 214L147 213L149 216H146V217L148 218L149 225H150V223H151L150 221H152V222L154 223L155 221H159V220H157L156 218L159 219L160 216L162 217V216H168V215H169V217L173 215V216H172L173 218L171 217V219H174V221H178V223H174L176 226H177V224H178L179 226H183V224H184L185 222L187 223V219H188V218H186L187 215H185V218H183L184 215H183V214H182L183 216L178 215L179 212L176 211V208H177V207L179 206V204H181V203L178 202V205L176 204V202L173 203L174 205H172L171 208H168L169 211L171 210V211H170L171 213L168 211V212H169V214H168V213H165V212H164L165 209H163V207H166V206H165L166 204L163 206V205H161V204L159 203ZM170 201H171V200H170ZM196 201H197V200H196ZM196 201H195V202H196ZM227 201H229V199H228ZM29 202H30V201H29ZM71 202H72V201H71ZM166 202H169V201H166ZM195 202H193V203H195ZM221 202H222V201H221ZM63 203H65V202H63ZM66 203H65V204H66ZM161 203H162V202H161ZM163 203H164V202H163ZM170 203H171V202H170ZM196 203H197V202H196ZM199 203H200V202H199ZM34 204H36V203H34ZM220 204H221V203H220ZM222 204H223V203H222ZM61 205H62V204H61ZM63 205H64V204H63ZM63 205H62V206H63ZM168 205H169V204H168ZM183 205H184V204H183ZM190 205H191V204H190ZM197 205H198V204H197ZM202 205H203V204H202ZM204 205H205V204H204ZM36 206H38V207L41 206V203H40L39 205H36ZM36 206H33V207H36ZM64 206H65V205H64ZM205 206H206V205H205ZM205 206H204V207H205ZM235 206H236V205H230V204L225 205V206H224L225 209H226L225 212H228V211L232 210ZM38 207H37V208H38ZM148 207H147V208H148ZM167 207H168V206H167ZM180 207H184V206H181V205H180ZM192 207H193V206H192ZM194 207H196V204H195ZM206 207H207V206H206ZM185 208H186V207H185ZM187 208H188V207H187ZM187 208H186V209H187ZM202 208H203V207H202ZM207 208H208V207H207ZM207 208H206L204 211H206ZM215 208H216V207H215ZM91 209H93V210H91ZM181 209H182V208H181ZM196 209H197V207H196ZM209 209H210V207H209ZM9 210H10V209H9ZM106 210H107V209H106ZM109 210H110V209H109ZM109 210H108V211H109ZM182 210H183V209H182ZM214 210H215V209H214ZM223 210H224V209H223ZM63 211H64V210H63ZM92 211H93V212H92ZM104 211H105V210H104ZM110 211H111V210H110ZM149 211H150V210H149ZM180 211H181V210H180ZM191 211H192V210H191ZM204 211H203V212H204ZM221 211H222V210H221ZM106 212H107V211H106ZM145 212H147V211H145ZM163 212H164V213H163ZM166 212H167V211H166ZM176 212H178V213L174 216V214H175ZM183 212H184V210H183ZM183 212H182V213H183ZM186 212H188V211L186 210ZM196 212H198V211H196ZM218 212H219V210H218ZM98 213H97V214H98ZM160 213H161V215H160ZM194 213H195V212H194ZM207 213H208V212H207ZM228 213H230V212H228ZM63 214H64V213H63ZM97 214H96V216H97ZM101 214L99 215L98 220L100 219ZM127 214H130V213L127 212ZM133 214H134V213H133ZM145 214H146V213H145ZM166 214H167V215H166ZM180 214H181V212H180ZM185 214H186V213H185ZM188 214H189V213H188ZM192 214H193V212H192ZM198 214H199V213H198ZM204 214H206V213H204ZM204 214H203V215H204ZM232 214H233V213H232ZM232 214L230 213V214L226 215V216L224 217L223 221L221 220V221L223 222V223H221V224L223 225V224H225V223H228V222L233 221V220L235 219L236 216H233ZM6 215H7V214H6ZM8 215H11V214H8ZM81 215H80V216H81ZM190 215H191V214H190ZM190 215H189V216H190ZM200 215H201V214H200ZM39 216H40V215H39ZM41 216H42V215H41ZM41 216H40V218H39L38 216L34 218V223L36 224V226H34V227H38V228H40V230H42V231H46V230L50 227V224H47V223L44 224V222H43V221H44V218H43V216H42V217H41ZM64 216H65V214H64ZM94 216H95V215H94ZM94 216H93V217H94ZM121 216H122V215H121ZM127 216H129V215H127ZM131 216H132V215H131ZM196 216L198 217L197 213H196ZM201 216H202V215H201ZM141 217H142V215L140 216V218H141ZM194 217H195V216H194ZM213 217H214V216H213ZM87 218H89V217H87ZM94 218H95V217H94ZM120 218H122V217H120ZM144 218H145V217H144ZM164 218H165V217H164ZM195 218H196V217H195ZM200 218H201V217H200ZM205 218H206V217H205ZM208 218H209V217H208ZM211 218H212V217H211ZM90 219H91V218H90ZM90 219H88L89 221H87V219H86V224L83 223V224H85V225H83V224L81 225L82 227H80L81 229L79 228L80 231H79L78 233H77V232L74 233V230H71L72 233L69 234L68 231H67V233L69 234V236H71V235L75 236L74 239L71 238L72 241H70V243H69L68 246L66 247V248H68V251H69V252H70V251H78V250H80L81 248H83V245H81V246H78V245H80L81 241L83 240V237H84L85 235H87V233H90V232H89V229H90V227L93 225V221L90 222ZM96 219H97V218H96ZM96 219H94V220H96ZM114 219H115V216H114L113 220H114ZM116 219H117V216H116ZM127 219H128V218H127ZM130 219H131V218H130ZM168 219L170 220V218H168ZM189 219H190V217H189ZM192 219H193V218H192ZM192 219H191V220H192ZM198 219H199V218H198ZM236 219H237V218H236ZM39 220H41L42 222H40ZM92 220H93V219H92ZM111 220H112V219H111ZM113 220H112V221H113ZM118 220H119V219H118ZM132 220H133V219H132ZM160 220H161V219H160ZM202 220H203V219H202ZM202 220H201V221H202ZM30 221H33V219L30 220ZM45 221H46V218H45ZM96 221H97V220H96ZM106 221H107V220H105V222H106ZM125 221H126V219H124L123 222H125ZM134 221H135V220H134ZM134 221H133V222H134ZM136 221H137V220H136ZM145 221H146V220H145ZM148 221H147V222H148ZM167 221H168V220H167ZM174 221H173V222H174ZM14 222H15V221H14ZM54 222H55V221H54ZM81 222H82V221H81ZM98 222H103V221L101 220V221H98ZM108 222H110V221H108ZM117 222H119V221H117ZM117 222H115V223H117ZM138 222H139V221H138ZM138 222H137V223L134 222V225H132V224H133L132 222H131L132 224L129 223V224L131 225L130 228H128V227H124V226H127V225H125L127 222L124 223V224H123L122 222H119L118 224H114V226L112 225L114 230L112 229V231H111L109 228H107V229H109V231H111L112 234L114 235V233H116V230H115V229H118L119 227H123V228H121V229H124V228L126 229V228H128V230H127V229H126V230H127V231H130V232L132 231L131 228L134 230V227H138L137 230H135V231H133V233H131L132 235L136 236V235H138L140 232H142L141 229H143L144 227H147V226H148V225H144V224H146V223H143L144 221H140L139 224H138ZM141 222H142V223H141ZM162 222H163V221H162ZM233 222H235V223L232 224V222H231L232 225L230 224L231 226H230V228L227 229V230H231V229L235 226L237 220H236V221H233ZM155 223H157V222H155ZM188 223H189V222H188ZM188 223H187V224H188ZM192 223H193V222H191V224H190V223H189V224L192 225ZM96 224H97V226H98V223H96ZM96 224H95V225H96ZM100 224H103V223H100ZM110 224H111V223H110ZM110 224H109L108 226H110ZM174 224H173V225H174ZM187 224H186V225H187ZM103 225H104V224H103ZM103 225H102V226H103ZM106 225H107V224H106ZM151 225H152V224H151ZM237 225H238V224H237ZM128 226H129V225H128ZM245 226H246V225H245ZM247 226H248V225H247ZM30 227H31V226H30ZM30 227H28L27 225L25 226V232H24V234L22 235V237H25L24 239L22 238V241H23V242L26 241V240H28L29 237L33 236L32 233H31L32 235H31V234H27V232H29L31 229L34 228V227H32V228H30ZM99 227H100V225H99ZM183 227H184V226H183ZM91 228H92V227H91ZM100 228H104V226H103V227H100ZM173 228H174V227H173ZM242 228H244V226H243ZM263 228H264V227H263ZM263 228H262V229H263ZM75 229H76V228H75ZM93 229H94V228H93ZM93 229H92V230H93ZM96 229H97V228H96ZM105 229H106V227H105ZM121 229H119V230H120V231H119L120 234L123 232ZM129 229H130V230H129ZM135 229H136V228H135ZM248 229H249V228H248ZM248 229H247V230H248ZM262 229H261V230H262ZM98 230H100V229L98 228ZM126 230H125V231H126ZM145 230H146V229H145ZM225 230H226V229H225ZM227 230H226V231H227ZM232 230H233V229H232ZM232 230H231V231H232ZM261 230H260V231H261ZM12 231H13V230H12ZM12 231H11V232H12ZM31 231H32V230H31ZM34 231H35V229H34ZM38 231H39V230H38ZM76 231H78V230H76ZM94 231H95V230H94ZM100 231H101V230H100ZM125 231H124V233H125ZM239 231H242L241 228H239ZM258 231H259V230H258ZM6 232L8 233V231H6ZM36 232H37V231H36ZM36 232H35V233H36ZM101 232H102V231H101ZM103 232H104V231H103ZM143 232H144V230H143ZM262 232L264 233V231H262ZM262 232H261L260 234H263ZM9 233H10V232H9ZM67 233H66V234H67ZM119 233H118V234H119ZM229 233H230V232H228L227 234H229ZM240 233H241V232H240ZM244 233H246V231H245ZM244 233H243V231H242V234H244ZM252 233H253V232H252ZM254 233H255V232H254ZM254 233H253V234H254ZM256 233H257V232H256ZM13 234H14V233H13ZM100 234H101V233H100ZM100 234H99V235H100ZM118 234H117V235H118ZM120 234H119V236H120ZM225 234H226V233H225ZM227 234H226V235H227ZM249 234H250V233H249ZM27 235H30V236H27ZM107 235H108V234H107ZM113 235L111 236V238H109V240H110V241H109V244H107L106 246H104V247L101 249V252H103L104 254H105V253L107 254V252H108L109 250L113 249V248L116 246V244H117L116 241L114 240L115 237H114ZM123 235H124V234H123ZM127 235H128V234H127ZM230 235H231V234H230ZM238 235H239V233H238ZM238 235H237V236H238ZM246 235H247V233H246ZM38 236H39V234H37V237H38ZM66 236H67V235H66ZM119 236H118V237H119ZM228 236H229V235H228ZM242 236H243V235H242ZM242 236H241V237H242ZM251 236H253V235H251ZM255 236H257V235H255ZM261 236H262V235H261ZM33 237H34V236H33ZM99 237H100V236H99ZM121 237H123V236H121ZM231 237H232V236H231ZM239 237H240V235H239ZM239 237H238V238L236 237V238H237V239H240ZM257 237H258V236H257ZM257 237H255V238H257ZM263 237H264V236H263ZM101 238H102V237H101ZM103 238H104V237H103ZM242 238H243V237H242ZM242 238H241V240H242ZM253 238H254V237H253ZM261 238H262V237H261ZM35 239H36V238H35ZM117 239H118V238H117ZM121 239H122V238H121ZM123 239H124V238H123ZM243 239H244V238H243ZM249 239H250V238H249ZM245 240H247V239L245 238ZM252 240H253V239H252ZM258 240H259V239H258ZM10 241H13V239H10ZM68 241H69V240H68ZM68 241H67V242H68ZM250 241H251V239H250ZM250 241H249V242H250ZM254 241H255V239H254ZM256 241H257V239H256ZM18 242H20V241H18ZM237 242H238V241H237ZM237 242H236V243H237ZM240 242H241V241H240ZM242 242H243V240H242ZM246 242H247V241H246ZM259 242H260V240H259ZM244 243H245V242H244ZM250 243H251V242H250ZM254 243H255V242H254ZM257 243H258V242H257ZM257 243H256V244H257ZM263 243H264V242H262V244H263ZM259 244H260V243H259ZM250 245H251V244H250ZM257 245H258V244H257ZM251 246H253V245H251ZM254 246H255V245H254ZM18 247H19V249H22L24 246H23V247H22V246H18ZM244 247H246V246H244ZM247 247H248V246H247ZM12 248H13V245L10 244V246L6 247L5 250H6L7 252H8V251L11 252V249H12ZM257 248H258V247H257ZM257 248H256V249H257ZM23 249H24V248H23ZM69 249H71V250H69ZM90 250H91V249H90ZM239 250H240V248H239ZM242 250H243V248L241 249V251H242ZM244 250H245V248H244ZM58 251H59V250H58ZM58 251H57V252H58ZM246 251L248 252V249H246ZM254 251H255V248H254ZM257 251H258V250H257ZM7 252H5V251L2 250V251H0V255H7V254H8ZM10 252H9V254H10ZM69 252H68V253H69ZM109 252H110V251H109ZM243 252H244V251H243ZM252 252H253V251H252ZM232 253H233V252H232ZM233 254H235V252H234ZM236 254H237V252H236ZM240 254H241V253H240ZM252 254H253V253H252ZM255 254H256V253H255ZM230 255H231V254H230ZM238 255H239V254H238ZM245 255H246V253H245ZM249 255H250V254H249ZM233 256H234V255H233ZM252 256H253V255H252ZM4 257H5V256H4ZM222 257H224V256H222ZM228 257H229V256H228ZM228 257H226V258H228ZM239 257H240V256H239ZM239 257H238V258H239ZM241 257H242V255H241ZM243 257H244V256H243ZM245 257H246V256H245ZM247 257H248V256H247ZM1 258H2V257H1ZM220 258H221V257H220ZM224 258H225V257H224ZM224 258H223V259H224ZM229 258H230V257H229ZM229 258H228V260H229ZM253 258H255V257H253ZM246 259H248V258H246ZM218 260H219V259H218ZM225 260H227V259H225ZM225 260H224V261H225ZM234 260H235V257H234ZM255 260H257V259H255ZM255 260H254V261L252 260L253 263L255 262ZM74 261H76V260H74ZM220 261H221V260H219V262H220ZM228 262H229V261H228ZM166 263H168V262H166ZM214 263H215V262H214ZM214 263H212V264H214ZM226 263H227V262H225V264H226ZM232 263H233V262H232ZM253 263H252V264H253ZM255 263H256V262H255ZM77 264H78V261H77ZM86 264H87V263H86ZM168 264H169V263H168ZM171 264H173V263H171ZM228 264H229V263H228ZM240 264H243V263H240Z\"/></svg>",
	"mask_w": 264,
	"mask_h": 264
}]
</instances>
